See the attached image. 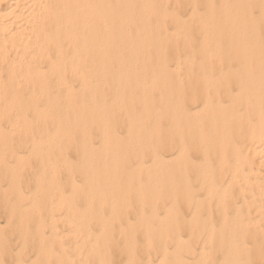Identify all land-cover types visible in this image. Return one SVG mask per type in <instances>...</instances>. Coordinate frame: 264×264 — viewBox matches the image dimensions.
Instances as JSON below:
<instances>
[{"label": "bare ground", "instance_id": "bare-ground-1", "mask_svg": "<svg viewBox=\"0 0 264 264\" xmlns=\"http://www.w3.org/2000/svg\"><path fill=\"white\" fill-rule=\"evenodd\" d=\"M155 1V0H154ZM159 1V0H158ZM187 1V0H186ZM190 1L193 5L198 1V0H188ZM205 1V0H204ZM214 1V0H213ZM235 1V0H233ZM242 1V0H241ZM245 1V0H244ZM243 1V2H244ZM247 1V0H246ZM245 1V2H246ZM254 1V0H253ZM255 1H258V0H255ZM255 1L253 4H255ZM161 2V1H160ZM182 2V1H180ZM218 3V1H216ZM221 2V1H220ZM228 2V0L226 1ZM231 2V1H230ZM162 3V2H161ZM165 3V2H164ZM170 3V1H169ZM200 3V2H199ZM202 3V1H201ZM222 3V2H221ZM219 3L221 6L222 4ZM224 3H225V0H224ZM238 3V2H237ZM252 4V2H250ZM259 2H257L258 4ZM264 3V2H263ZM157 4H160V3H157ZM183 4V3H182ZM250 4V5H251ZM256 4V5H257ZM260 4V3H259ZM258 4V5H259ZM167 5V4H166ZM170 4H168L167 6H169ZM187 5H188V2H187ZM192 5V6H193ZM196 5H199V4H196ZM214 6V4H212ZM210 5V6H212ZM240 5V4H239ZM239 5H238V9H242L241 6L239 8ZM245 5V4H243ZM242 5V6H243ZM159 6V7H158ZM163 7V5H154L153 1L152 0H0V107L4 108V109H11L9 110L10 112H13L12 110H16L17 112L20 110H23L24 106L26 105H32L33 108H38L39 106H43L44 108L46 107H55V112H59V110L63 109L64 111L63 112H66L67 109L71 110V117L68 115L67 118L65 115H61L62 117H60L61 122L62 123V126H57L55 127V129L52 130V136H51V139L48 140V141H42V140H39V141H31L30 143L28 141H26L27 139L25 138V140L22 141V139L16 141L17 143H19V146L22 148V150H24L22 153H19L16 155L15 159V164H17L18 162L22 161L24 159L25 156H32V159L35 160L37 166H38V170H39V177L38 179H40L43 183H45L47 185V187H49L48 189H50V193H46L45 194H48L47 196H44L42 194L41 196V199L42 202H43V207L42 208V212L44 213V215L46 216L47 218V221L48 222V227H49V236H48V239L50 237V239L46 242V240H44L43 238V235L40 233L39 231V228H40V223L41 224H44V222H39V224L37 225L36 222H35V226L37 225V227L33 226V229L31 230H34V228H36V232L40 233L39 234V241L37 242V245H36V238L34 237V233H32L33 235V238H35L34 240V245L35 246H38V248L34 251L33 253V257L32 259H26V257L28 258V254H23L25 259L22 258V252H18L14 257H15V261L13 262V264H112V254L111 252H113L114 250V254L115 255H119L120 258H124L123 259V262L121 264H136L137 261V255L139 254H142V255H146V256H149L151 254H155V253H159V257L158 259H156L155 257V261L156 262H151L152 260L148 259V260H142V261H146L145 264H185V261L181 259V254L184 252L188 253V256L190 251L193 252L191 249V246L189 245L190 243H188L190 240H192V236H195V235H192L193 232L190 233V231L193 229L191 228V230H189V236H188V239H187V242L183 239L184 237L186 236H177L175 238H170L172 236H174V234L172 236H169L168 235V231L169 229L173 228V224L174 223H171L170 221L172 220H169V218H171L173 215L176 214V210L178 209V205H181L182 207H189L190 204L193 202L194 198H193V190H192V186L189 184L190 182V176H188L186 173V171L188 170H185V169H182L181 167V163L183 164V168L187 167V166H191L193 165V163L190 161V152H194L195 155L197 154L198 157H199V160L201 161V164L202 165V162H207L208 160H210V156L212 157L213 155H211L210 153H213L216 155V153L218 154L217 156H219V162H218V165H217V168H222V166L226 163V156L227 154H229L231 156V159L233 161V165H232V170L230 175L227 173V171L225 172V174L227 173V175H229V177L227 178V181L226 182H223V179L221 182L220 185V188L221 190H219L217 192V189L219 188H215L217 187L216 186V172H215V175L214 173L211 171L209 172L208 168L209 166L208 165H205V170H201V172L199 171V175L195 176V180H197V184L199 186L198 190L201 189L204 191L203 193V198L204 200H211L212 199L216 200L213 201L214 204L212 203V205H215L216 203V207H217V210L215 209V211L218 212V217H221V219L223 220V216H224V210H225V201L229 195V188L232 186V187H236L237 189V196L240 197L241 199V203L243 204V206L245 205L247 207V212H250L249 209L251 210L254 209V212L257 217L254 218V222H256V219L260 217H264V207L262 206V204H264V112L261 110V109H258V105H262L263 103V106H264V74L262 72H264V61H262L261 65H262V69L261 70L262 72H259L262 73L261 77L258 79V80H254L250 77V80L248 79L249 75L246 73L247 72V69L250 67L251 64V61L248 59H246L247 61H241V56H240V59L236 62H234L236 64V67L238 68V70H242V73H240V75H230V66L229 65V68L227 69L226 72H222L220 73L219 75L217 76H213L212 74H215L216 72H218V69L217 70H212L213 66L217 65V64H220L222 62V60H224L223 62L225 64L230 63V59H223V58H220V56H218L216 59H214L213 61L210 60V58H206V60H202L201 63H199L198 65L196 66H192L191 64H188V69H187V72L186 74L184 73L183 76H180L181 74L179 75H176V78L175 76L173 78L170 77V75L168 74L169 76V79H166V75L167 73H165L167 71V69H170L172 70L173 68H167V64H166V67L164 65V62H166L167 58L169 60V57L165 58V60L163 59L165 56H163L164 52H162L161 56H163V58L161 56H157L158 57H161L162 59H160L161 61H158V62H153L152 60L150 61V64L151 62L155 63L158 68H160V70L162 72H164L165 76L164 78L162 79V83H166L165 84V87L166 89H164V94L161 95V96H164V103H161L163 109H164V113H165V118L167 119L165 123H167V129L165 127V130L162 129L164 127H160L162 130H164V136H161L163 137V140L160 138V134L162 132H160L159 136H155V142L151 143V141L149 143L151 144H155L156 147H160V149L162 151L166 150L167 151L171 148L175 149V158H173L174 161H180L179 162V166L173 170L170 168V170L168 169V167H165L166 168V171L162 170V171H157L156 174H159L158 176L161 178L163 177L164 178V191H165V202L169 200V202L167 203L168 206H164L166 209L165 211L163 209H160V210H163L164 212V217L162 219L159 218V221L156 222L157 226V231H155V228H154V231L147 228L149 225L147 223V219L148 220H151L152 218L154 219H157L159 216L155 214V210L157 209V204L156 203H153V204H148L149 202L145 201L144 200V197H140V200H139V204L136 203L135 206H137L138 204V216H137V220L135 223H130L129 220L126 222L124 216H123V221H125L126 223H124L122 226H119L116 230L117 231V236L118 238L116 239L117 241H119V244L117 245L116 243V246L114 247V245L112 244L113 243V240H112V237L110 234V230H109V223L117 220L120 216L121 213H126L125 211L127 210V207H126V204L124 202H120L118 199H117V192L118 194L122 193V192H119V188L121 187V182L120 178L122 177H119V175L117 173H122L124 172L123 170L126 168H124V166L122 167V169H120L121 167H119V170H122L120 172H117L118 169H116L118 167V163L119 162V156L117 155V149L115 151H112V150H108V148H110L109 146L111 145V143L114 142V140H112V136H111V139L109 138V132L111 131L112 133V129H114V126L113 125V121H115L113 119V121L111 122V119L109 118V116L105 113V112H101L97 109V102L99 101L100 97H101V94L102 91H103V85H104V81L106 80L105 77L109 74L108 72L111 71L110 68V61H112L114 59V55L116 54V47L117 45L120 43V39L121 38H124V40L128 37V42H129V38L131 37L130 35L132 34L131 32L130 35L128 33L129 36H127L126 34V31L123 30V26L124 24H132L133 25V22L135 23V21L138 19V23H140L141 27L140 29L137 31V34H135L136 39L139 40V41H154L156 44H160L162 45L163 43H167V41H165L168 37L166 36L167 34L165 33H161V29L163 28V24H164V21L168 20L169 22H171L173 25H174V32H175V35L178 36L180 35L179 37H183V39L185 41H188L192 38H190V34H183L181 32L182 28H183V19H179V17L177 16H173V17H168V13L165 9H161V7ZM177 6V5H176ZM183 6V5H182ZM206 8H207V5L205 4ZM220 6V7H221ZM227 6V5H226ZM235 6V5H234ZM252 6V5H251ZM264 6V5H263ZM173 7V6H172ZM175 7V6H174ZM186 7V6H185ZM188 8L190 6H187ZM198 7V6H197ZM219 7V8H220ZM228 7V6H227ZM233 7V6H232ZM244 7V6H243ZM254 10V6H252ZM179 8V7H178ZM202 8V7H201ZM213 8V7H212ZM215 8V7H214ZM213 8V9H214ZM218 8V9H219ZM234 8V7H233ZM174 9V8H173ZM177 9V8H176ZM187 9V8H186ZM197 9V8H196ZM196 9L193 8L192 10V13H195ZM217 9V8H215ZM246 9L247 7H245L244 11L246 13ZM250 8H248V11H249ZM258 9V8H257ZM260 9V7H259ZM168 10V8H167ZM179 10V9H178ZM200 10V9H198ZM207 10L209 11V9L207 8ZM221 10V8H220ZM243 10V9H242ZM187 11V10H186ZM189 11V10H188ZM215 11V10H214ZM213 11V12H214ZM217 11V10H216ZM223 11V9H222ZM264 11V9H263ZM212 12V11H211ZM212 12V13H213ZM218 12H221V11H218ZM216 12V13H218ZM229 12V11H228ZM237 12H242V11H237ZM258 12V11H257ZM256 12V13H257ZM262 12V11H261ZM129 13H133L131 16H129ZM170 13V11H169ZM175 13H176V10H175ZM179 13V12H178ZM185 13V12H184ZM187 13V12H186ZM200 13V12H199ZM206 13V12H205ZM223 13V12H222ZM227 13V12H226ZM249 13V12H248ZM246 13L245 16L248 14ZM252 13V12H250ZM263 13V12H262ZM207 14V13H206ZM209 14V13H208ZM207 14V16H208ZM235 14V12H234ZM217 15V14H216ZM225 15V14H224ZM227 15V14H226ZM236 15V14H235ZM243 15V14H241ZM250 15V14H248ZM247 15V16H248ZM210 16V14H209ZM222 16V15H221ZM220 15L218 17H221ZM234 16V15H233ZM240 16V15H239ZM246 16V19L248 18ZM253 16V15H252ZM257 16V14H256ZM255 16V17H256ZM264 16V14L262 15ZM200 17V16H199ZM198 17V18H199ZM204 17V16H203ZM201 17V18H203ZM211 18H213V16H210ZM196 18V17H195ZM214 18L216 19L217 16L215 17L214 15ZM237 18V17H235ZM243 18H244V15H243ZM251 17L249 16V19ZM254 18V17H253ZM258 18V17H257ZM255 19V20H258V23L260 22L259 19L261 18V14H260V18L259 19ZM192 19V18H191ZM194 19V18H193ZM192 19V21H193ZM218 19V18H217ZM220 19L222 18H219V21ZM226 19V18H225ZM228 19V18H227ZM248 19V20H249ZM213 20V21H212ZM211 20V23L214 22V19ZM237 20V19H236ZM243 21V19H241ZM248 20H247V23H248ZM260 20H263L264 21V18L262 17V19ZM228 21V20H227ZM238 21V20H237ZM250 21V20H249ZM262 21V22H263ZM194 22V21H193ZM201 22V21H200ZM221 22V21H220ZM224 22V21H223ZM232 22V21H231ZM252 22V21H251ZM261 22V23H262ZM217 23V21H216ZM234 23V22H232ZM253 23V22H252ZM168 24V23H167ZM220 25V23H218ZM222 24V23H221ZM231 25V23H226L225 25ZM250 24V23H248ZM247 24V25H248ZM254 24V23H253ZM131 25V27H132ZM137 25V23H136ZM135 25V26H136ZM169 25V24H168ZM197 25V24H196ZM200 25V24H199ZM214 25V24H213ZM217 25V24H216ZM215 25V27H216ZM242 24H240L241 26ZM246 25V26H247ZM257 25V23H256ZM262 25V24H261ZM260 25V26H261ZM139 26V25H138ZM191 31H192V27L194 29V26L191 25ZM233 26V25H232ZM239 26V27H240ZM243 26V25H242ZM252 27H257L258 26H253V25H250ZM263 26L262 25V29H263ZM196 27V26H195ZM217 27L219 28L220 26L217 25ZM238 27V28H239ZM244 27H245V24H244ZM127 28V27H126ZM133 28V27H132ZM131 28V29H132ZM167 28V27H166ZM203 28V27H202ZM201 27L199 29H202ZM213 28V27H210V29ZM224 28V27H223ZM221 28V29H223ZM225 28L227 29V26H225ZM232 28V27H231ZM237 28V29H238ZM241 28V27H240ZM247 28V27H246ZM261 28V27H260ZM172 29V28H171ZM196 29V28H195ZM209 29V30H210ZM233 29V28H232ZM245 29V28H244ZM254 29V28H253ZM256 29V28H255ZM255 29L253 31H255ZM134 30L135 27H134ZM164 30V29H162ZM168 30V29H167ZM187 30V29H186ZM208 30V32H209ZM230 30V33L231 32V29L229 28ZM227 29V31H229ZM235 30V25H234V29ZM171 31V30H170ZM188 31V30H187ZM201 31V30H200ZM200 31H196V32H200ZM216 31V29H215ZM214 31V32H215ZM223 31H226V30H222ZM239 31V29L237 30ZM241 31V30H240ZM247 31V29H246ZM244 31V32H246ZM253 31L251 32V29L249 32L253 33ZM259 31V29H258ZM256 31V32H258ZM134 32V31H133ZM190 32V31H188ZM221 32V31H220ZM235 32V31H234ZM249 32L247 31V34H249ZM261 32V31H259ZM170 33V32H169ZM186 33V32H185ZM192 33V32H191ZM213 33V31H212ZM227 33V32H225ZM241 33V32H240ZM197 34V33H196ZM201 34V33H200ZM214 34V33H213ZM224 34V33H223ZM233 34V33H232ZM246 34V35H247ZM257 34V33H256ZM261 34V33H259ZM194 35V34H193ZM244 35V34H242ZM253 34H251V37H252ZM264 35V34H263ZM197 36V35H196ZM202 37V35H200ZM222 36V35H221ZM225 36V34H224ZM222 36V37H224ZM229 36V35H228ZM236 36V35H235ZM260 36V35H259ZM262 36V34H261ZM173 37V36H172ZM194 38V36H192ZM199 37V35H198ZM214 37V36H213ZM227 37V36H226ZM264 37V36H263ZM262 37V38H263ZM134 38V37H132ZM237 38V37H236ZM235 38V39H236ZM239 38V37H238ZM243 38V36H242ZM257 38V37H256ZM260 38V37H259ZM135 38L133 40H136ZM172 39V38H171ZM178 39V38H177ZM181 39V38H180ZM179 39V40H180ZM196 39V38H195ZM216 39V38H215ZM228 39V37H227ZM232 39V42L235 41L234 39V35H233V38L231 37ZM234 39V41H233ZM241 39V37H240ZM239 39V40H240ZM244 39V38H243ZM245 39L246 36H245ZM132 40V39H131ZM132 40V41H133ZM169 40V39H168ZM173 40V39H172ZM197 40V39H196ZM205 40H208V37H205ZM204 40V41H205ZM214 40V39H213ZM218 40V39H217ZM220 40V38H219ZM225 40V38L223 39V41ZM230 40V39H229ZM237 40V39H236ZM251 40V38H250ZM249 40V41H250ZM255 40V38L250 41V42H253ZM259 40V39H258ZM258 40L256 41L258 43ZM264 40V39H263ZM123 41V39H122ZM131 41V42H132ZM175 41V40H174ZM182 41V40H180ZM193 41V40H192ZM198 41V40H197ZM196 41V42H197ZM231 41V40H230ZM238 41V40H237ZM236 41V43H237ZM246 41V40H244ZM262 41V40H260ZM127 41H123V43H128ZM158 42V43H157ZM171 42V41H170ZM170 42H169V45H170ZM201 42V41H200ZM209 42V41H207ZM215 42V41H213ZM226 42V41H224ZM243 42V41H242ZM241 42V43H242ZM247 42V41H246ZM246 42H245V45H246ZM249 42V43H250ZM255 42V44L257 45V43ZM264 42V41H262ZM260 42V43H262ZM135 43H139L138 41L135 42ZM173 43V42H172ZM178 43V41H177ZM180 43V42H179ZM179 43H178V46H179ZM212 42L209 43V45L211 44ZM222 43V42H221ZM220 43V45H221ZM238 43H240L238 41ZM240 43V44H241ZM248 43V42H247ZM254 43V42H253ZM121 44V43H120ZM119 44V48L120 45ZM128 44H132V43H128ZM144 44V43H143ZM151 44V43H149ZM233 45H236L234 43H232ZM240 44L237 45L239 48L238 50H242L240 49ZM252 44V43H251ZM254 44V45H255ZM264 44V43H263ZM133 45H134V42H133ZM145 45V44H144ZM151 45L154 46V44L152 43ZM160 45L159 46V49L160 50H165L164 48H160ZM168 44H166V46L168 47L169 46ZM198 45V44H197ZM231 45V43H230ZM244 45V44H243ZM116 46V47H115ZM126 46V45H125ZM136 46V44H135ZM137 46H142V43L140 42V44H138ZM155 45V49L156 47H158ZM171 46V45H170ZM173 46V45H172ZM171 46V47H172ZM177 45H175L176 47ZM178 46L176 48H178ZM181 46V45H180ZM187 46V45H186ZM196 46V45H195ZM199 46V45H198ZM223 46V45H222ZM226 46V45H224ZM249 46V45H248ZM262 46V45H261ZM264 46V45H263ZM262 46V47H263ZM115 47V49L113 50V48ZM127 47V46H126ZM125 47V48H126ZM131 47H134V46H131ZM152 47V46H150ZM149 47V48H150ZM166 47V48H167ZM174 47V49H176ZM189 47H190V44H189ZM193 47V46H192ZM191 47V48H192ZM209 47V46H208ZM221 47V46H220ZM229 47V46H228ZM253 47V46H252ZM257 46H254V48L256 49ZM260 47V46H258ZM257 47V49H258ZM117 48V50L119 49ZM130 48V47H129ZM129 48H126L129 50ZM136 48V47H134ZM148 48V47H147ZM149 48L147 50H145L146 52L149 50ZM153 48V50L155 51V49ZM183 48V47H181ZM181 48L179 49L181 51ZM188 47H186L187 49ZM195 48V47H194ZM193 48V49H194ZM199 48V47H198ZM204 48V46L202 47ZM231 48H232V45H231ZM247 48V47H246ZM126 49H122V51L126 50ZM139 49V47H138ZM137 49V50H138ZM168 49H170L168 47ZM184 49V48H183ZM184 49V51L186 50ZM201 49V48H199ZM206 49V48H205ZM214 49V48H213ZM252 49V48H251ZM254 49V50H255ZM121 50V49H120ZM136 50V49H135ZM151 50V48H150ZM158 50V49H157ZM157 55L161 52L157 51ZM188 50V49H187ZM186 50V51H187ZM198 50V49H197ZM196 50V51H197ZM202 50V49H201ZM222 50V49H221ZM229 50V49H228ZM237 50V51H238ZM245 50V49H244ZM242 50V52L244 51ZM249 50V49H248ZM253 50V51H254ZM260 52H261V48L259 49ZM121 51V52H122ZM132 50H130L131 52ZM139 51V50H138ZM141 51V50H140ZM144 51V48H143V52ZM152 51V52H154ZM173 51V50H171ZM183 51V50H182ZM181 51V52H182ZM183 51V52H184ZM189 51V50H188ZM199 51V50H198ZM224 51V49H223ZM227 51V50H226ZM125 52V51H124ZM128 52V51H127ZM126 52V53H127ZM128 52V53H130ZM132 52H136V51H132ZM131 52V53H132ZM142 52V51H141ZM151 52V51H150ZM159 52V53H158ZM166 52V50H165ZM169 52V51H168ZM191 52V51H190ZM190 52H187V54H189ZM195 52V51H194ZM193 52V53H194ZM201 52V51H200ZM220 52V51H219ZM229 52V51H228ZM232 52V50H231ZM241 52V51H239ZM246 52V50L244 51ZM252 52V51H250ZM258 52V53H260ZM115 53V54H114ZM140 53V52H139ZM170 53V52H169ZM172 53V52H171ZM174 54L177 53L178 55V50L177 52H173ZM226 53V52H225ZM255 53V52H254ZM257 53V52H256ZM264 53V51H263ZM114 54V55H113ZM118 54L117 53V57H118ZM122 54V53H121ZM132 54H135V53H132ZM136 54H138L136 52ZM149 54L148 52L144 55H147ZM156 54V53H154ZM172 54V56L174 55ZM207 54V53H206ZM238 54V52H237ZM236 52L234 55H237ZM246 56L249 55L247 53H245ZM253 54V52H252ZM113 55V57H112ZM130 55V54H128ZM128 55L125 56V58L129 57ZM139 55V54H138ZM142 54V56H144ZM151 55V54H150ZM153 55V54H152ZM180 55V54H179ZM192 55V54H191ZM190 55V56H191ZM200 57H201V54H199ZM198 55V56H199ZM233 55V54H232ZM257 54H255L256 56ZM259 55V54H258ZM133 56V55H132ZM149 56V55H148ZM166 56H167V53H166ZM171 56V57H172ZM183 56H185L183 54ZM189 56V55H187ZM203 56H204V53H203ZM224 56V55H223ZM228 57L230 56L227 55ZM226 56V57H227ZM253 56V55H251ZM112 57V58H111ZM117 57L115 56L116 58V62L118 63L119 61H117ZM119 59H121V57H124V56H120L119 55ZM135 57V55H134ZM138 57V56H137ZM136 57V58H137ZM141 57V56H139ZM138 57V58H139ZM155 57V55H154ZM153 57V58H154ZM195 57V56H194ZM239 57V56H237ZM259 57H261V55H259ZM122 60L123 63L124 62V59ZM131 58V57H130ZM135 58V59H136ZM145 59V57H143ZM142 58V59H143ZM151 59V57H148V59ZM176 57L173 56V59H175ZM235 58V56H234ZM246 57H243L242 60H244ZM250 59H252L251 57H249ZM255 58L258 59V56L257 57H254L253 59L255 60ZM140 58V60H142ZM147 59V58H146ZM148 59L146 62H148ZM155 59V58H154ZM158 59V60H159ZM172 59V58H171ZM198 59V58H197ZM200 59V58H199ZM212 59V58H211ZM237 59V58H236ZM252 59L253 62H255L254 60ZM256 59V60H257ZM120 60V61H121ZM130 60V59H129ZM138 59V61H140ZM176 60V59H175ZM109 61V62H108ZM115 61V60H114ZM112 61V62H114ZM144 61V60H142ZM157 61V59H156ZM183 61V60H182ZM195 61V59H194ZM259 61V60H258ZM111 62V63H112ZM120 62V64L122 63ZM132 62V60H131ZM176 62V61H175ZM181 62V61H180ZM257 62V61H256ZM255 62V63H256ZM129 63V62H128ZM136 63V62H135ZM139 63V62H138ZM141 63V62H140ZM149 63V62H148ZM147 63V64H148ZM193 63V62H191ZM195 63V62H194ZM113 64V63H112ZM116 64V63H115ZM119 64V63H118ZM116 64V65H118ZM126 64V63H125ZM124 64V65H125ZM130 64V63H129ZM129 64H126L129 66ZM132 64V63H131ZM130 64V65H131ZM137 64V63H136ZM135 64V66H136ZM149 64V65H150ZM175 64V63H174ZM197 64V62H196ZM233 64V63H231ZM260 64V62H259ZM115 65V66H116ZM123 65V66H124ZM125 65V67H127ZM141 65V64H139ZM223 65V63H222ZM221 65V66H222ZM254 65V64H253ZM113 66V65H112ZM114 66V69H117L118 70V66L117 68H115ZM143 66V65H141ZM183 66V65H182ZM219 68L221 67L220 65H218ZM217 66V67H218ZM226 66V65H225ZM235 66V65H234ZM252 66V65H251ZM259 66V65H258ZM258 66L256 65L255 68ZM120 67H122L120 65ZM131 67V66H130ZM139 67V66H138ZM137 67V68H138ZM151 67V65L149 66ZM148 67V68H149ZM171 67V66H170ZM184 67L185 64H184ZM195 67V68H194ZM223 67V66H222ZM221 67V69H222ZM227 67V66H226ZM225 67V68H226ZM233 66H231L232 68ZM123 68V67H122ZM132 68H133V65H132ZM142 68V67H141ZM146 68V70L148 69ZM154 68V67H152ZM178 68V65H176L175 69L177 70ZM224 68V67H223ZM224 68V69H225ZM240 68V69H239ZM256 68V70H257ZM110 69V71H109ZM113 69V70H114ZM120 69V68H119ZM140 69V68H139ZM143 69V68H142ZM142 69L139 70L142 72ZM151 69V68H149ZM183 69V68H182ZM181 69V70H182ZM193 69L195 70H198L200 71L201 73H194L193 72ZM252 69V68H251ZM254 69V67H253ZM252 69V70H253ZM122 70V69H120ZM223 70V69H222ZM130 71H131V68H130ZM138 71V70H137ZM138 71V72H139ZM180 71V70H179ZM212 71V74H210V72ZM214 71V73H213ZM216 71V72H215ZM250 71V70H248ZM115 72V71H114ZM121 72V71H120ZM149 72H151L149 70ZM174 72V71H172ZM171 72V74H172ZM183 72V71H181ZM180 72V73H181ZM238 72V71H237ZM236 72V73H237ZM252 72V71H251ZM258 72V71H257ZM258 72V73H259ZM111 73V72H110ZM116 73V72H115ZM130 73V72H129ZM176 73V72H175ZM175 73H173L172 75H174ZM233 73V72H232ZM235 73V74H236ZM239 73V72H238ZM117 74V73H116ZM121 75L123 73H120ZM131 74V73H130ZM143 74V73H142ZM145 74V73H144ZM143 74V75H144ZM147 76H148V72L146 73ZM156 74V73H155ZM177 74V73H176ZM234 74V73H233ZM248 76H246V75ZM253 74V73H252ZM255 74V73H254ZM133 75V73H132ZM143 75H139V74H136V77L137 76H140V77H143ZM151 75V74H150ZM197 75H201V78H198ZM154 76V75H153ZM160 76H163V74H161ZM231 76H233V78L231 79ZM254 76H257V74H255ZM259 76V75H258ZM120 77V75H119ZM152 77V76H150ZM159 77V75H158ZM107 79H109L108 77H106ZM118 78V77H117ZM124 78V77H123ZM121 78V79H123ZM134 77H132L133 79ZM147 78V77H146ZM115 79V78H114ZM136 80H138L137 78H135ZM141 79V78H140ZM143 80H147V79H144L142 78ZM116 80V79H115ZM112 83H114V81ZM134 80V82L136 81ZM142 80V81H143ZM109 80H107V82H109ZM123 81V80H122ZM126 81V80H124ZM123 81V83H124ZM127 81H131L130 80H127ZM140 81V80H139ZM159 81V80H158ZM230 81H233L231 82L232 84L235 83V85L237 86V95H232L231 93V90H229V82ZM106 82V81H105ZM106 82V84H107ZM141 82V81H140ZM145 82V81H144ZM147 82V81H146ZM111 83V84H112ZM118 83V82H117ZM127 83V82H125ZM124 83V84H125ZM132 83V82H131ZM157 83V82H156ZM110 84V85H111ZM116 84V83H115ZM128 84V83H127ZM135 84V83H133ZM132 84V85H133ZM136 83V86L140 85ZM143 84V83H141ZM158 84V83H157ZM163 84V86H164ZM108 85V84H107ZM131 85V86H132ZM152 85V84H151ZM192 85H194L195 87H192ZM231 85V84H230ZM127 86V85H126ZM125 86V87H126ZM130 86V84H129ZM149 86V85H148ZM235 86V87H236ZM112 88V86H110ZM109 87V88H110ZM119 87H120V84L119 86L117 87V89H114L115 92L116 91H119ZM128 87V86H127ZM126 87V88H127ZM144 87H146L144 85ZM116 88V87H115ZM121 88H123L121 86ZM125 88V90H126ZM132 88V87H130ZM129 88V89H130ZM137 88V87H136ZM143 88V87H141ZM140 88V89H141ZM148 88V87H146ZM197 88V89H196ZM232 88H234L232 86ZM108 89V87H107ZM134 89V88H133ZM172 91V93L170 92V90ZM231 89V88H230ZM113 90V91H114ZM124 90V91H125ZM138 90V89H135V91ZM142 90V89H141ZM149 91V89H147ZM146 90V91H147ZM160 90V89H159ZM169 90V93H167L166 91ZM235 90V89H234ZM112 91V92H113ZM129 91V90H128ZM132 91V90H130ZM128 92V93H131V92ZM134 91V90H133ZM134 91V92H135ZM153 91H154V88H153ZM233 91V90H232ZM106 92V91H104ZM122 92V91H120ZM141 92V91H140ZM150 92V91H149ZM157 92V91H156ZM241 92H243L244 94L248 93L249 98L250 100L253 102L254 106L257 108L256 109V113H257V119H256V124L255 125H251V124H247V120H246V123H245V126L247 124V126L244 128L246 133L244 132V129L242 128V125L244 124V121L242 120L241 116H240V113L237 112L235 109H233V106H235L237 104L238 106V99H239V93L241 94ZM26 94V97L25 96H21L22 94ZM124 93V92H123ZM122 93V94H123ZM142 93V92H141ZM140 93V94H141ZM3 94H10V97H8V100H4L3 97H1V95ZM23 94V95H24ZM105 94V93H104ZM127 94V93H126ZM134 94V93H133ZM144 93H142L141 95H143ZM145 94H147L145 92ZM153 94V93H152ZM162 94V93H161ZM244 94H241V95H244ZM5 95V96H6ZM36 96H39L38 99H36ZM108 95V94H107ZM109 95H110V92H109ZM129 95V94H128ZM137 95V93H136ZM135 95V96H136ZM158 95V94H157ZM156 95V97H157ZM239 95V96H238ZM105 96V95H104ZM123 96H125L123 94ZM123 96H121L123 98ZM138 96V95H137ZM136 96V97H137ZM25 97V98H24ZM35 97V98H33ZM152 97V96H151ZM150 97V99H152ZM155 97V96H153ZM221 97H224L226 98V101L228 103V105L230 106V108H226L225 106H223V103L222 101L220 100ZM39 98L41 100H39ZM107 98V96H106ZM126 97H124L125 99ZM131 98V96H130ZM128 98V100L130 99ZM147 98V97H146ZM144 98V96H141L140 97V100L141 102H143V104H140L141 105H144V107H148L149 106V103H153V101L151 100V102H149L148 98L146 99ZM27 99V100H26ZM30 99L29 103L28 104V100ZM135 99V98H134ZM137 99V98H136ZM159 99V98H158ZM117 100V97L115 98V102ZM128 100H125L128 101ZM154 100V99H153ZM224 100V99H223ZM124 101V100H123ZM137 101V100H136ZM187 101H190L191 102H194V103H198V107L196 108L197 110L195 112H188L186 106H187ZM225 101V102H226ZM129 102V101H128ZM157 102V101H156ZM224 102V101H223ZM134 102H132L133 104ZM243 103V102H242ZM249 103V102H248ZM123 104V103H122ZM244 104V103H243ZM116 105H117V102H116ZM115 105V106H116ZM128 105V103H127ZM126 105V106H127ZM194 105V104H193ZM227 105V106H228ZM252 105V104H251ZM259 105V106H260ZM84 106H89V116L86 115L85 116H82L81 114H79L78 112L75 111V109H83ZM124 106V105H123ZM122 106V107H123ZM133 106V105H132ZM135 106L138 107V105L136 104ZM189 106V105H188ZM239 106L241 107V103L239 102ZM253 106V105H252ZM30 108H32L31 106H29ZM130 107V106H129ZM140 107V106H139ZM157 107V106H156ZM244 107V106H243ZM247 107V106H246ZM254 107V108H255ZM30 108H29V111H30ZM128 108V107H127ZM136 107H133V108H130L131 109H134ZM151 108V106H150ZM155 108V107H154ZM154 108L153 111H154ZM239 108V107H236V109ZM250 108V107H249ZM248 107L246 108L249 109ZM253 108V107H252ZM260 108V107H259ZM262 108V107H261ZM93 109V110H92ZM117 109H121L120 106L118 105L117 106ZM123 109V108H122ZM126 109V107H125ZM141 109V108H140ZM149 108H147L146 110H148ZM245 109V108H244ZM1 110V109H0ZM34 110V112H35ZM48 110V109H47ZM137 110V109H135ZM133 110V111H135ZM143 110V109H142ZM141 110L142 113H144L143 111ZM150 110V109H149ZM194 110V109H193ZM239 110V109H238ZM253 110V109H252ZM250 110V111H252ZM7 111V113L9 112ZM27 111V110H26ZM49 111V110H48ZM52 111V109H51ZM116 111V110H114ZM132 111V110H131ZM151 111V110H150ZM149 111V112H150ZM248 112H250L249 110H247ZM15 112V111H14ZM61 112V111H60ZM119 112V111H118ZM117 112V113H118ZM138 112V111H137ZM140 112V113H141ZM146 112V111H145ZM4 113V111H3ZM2 113V115H4ZM24 113V111H23ZM28 113V112H27ZM52 113V112H51ZM97 113L101 116L99 117L97 115ZM113 113V112H112ZM115 113V114H117ZM136 113V112H135ZM148 113V111H147ZM145 113V115L147 114ZM153 113V112H152ZM16 114V113H15ZM14 114V116H15ZM33 114V113H32ZM53 114V113H52ZM67 115V113H65ZM121 114V113H120ZM123 114H125V112H123ZM128 114H129V108H128ZM132 114V113H131ZM149 114V113H148ZM247 114V113H246ZM1 115V116H2ZM7 115V114H6ZM12 115V114H11ZM18 115V114H16ZM22 115V114H21ZM56 115V114H54ZM118 115V114H117ZM116 115V116H117ZM122 115V114H121ZM134 115V112L133 114ZM139 115V114H138ZM137 115V117H138ZM143 115V114H142ZM150 115V114H149ZM249 115V114H248ZM0 116V117H1ZM29 116V115H27ZM34 116V115H33ZM131 116V115H130ZM136 116V115H135ZM153 116V115H151ZM150 116V118H151ZM164 116V115H162ZM251 116L252 113H251ZM8 117V116H7ZM134 117V116H133ZM142 117V116H141ZM145 117V116H144ZM196 117H198L197 119H199L198 121H196ZM250 117V115L248 116V118ZM253 117H256L253 116ZM253 117H250V118H253ZM3 119V117H1ZM9 118H11V116L9 115ZM14 118V117H13ZM45 119H48L46 117H44ZM42 118V119H44ZM114 118V116H113ZM117 118H120V115L119 117ZM116 118V119H117ZM122 119L124 117H121ZM132 118V117H131ZM143 118V117H142ZM147 118V116L145 117ZM4 119H6L4 117ZM12 119V118H11ZM15 119V118H14ZM33 119V118H32ZM36 119V118H35ZM38 119V118H37ZM36 119V120H37ZM121 119V120H122ZM136 119V118H135ZM134 119V120H135ZM148 119V118H147ZM153 119V118H152ZM195 119V120H194ZM40 120V119H39ZM124 120V119H123ZM133 120V121H134ZM145 119L142 120V122L144 121ZM149 120V119H148ZM154 120V119H153ZM250 120V119H249ZM6 121V120H5ZM14 121V120H13ZM43 121V120H42ZM41 121V122H42ZM58 121V120H57ZM119 122H121L119 119H118ZM128 121V120H127ZM243 121V123H242ZM4 122V121H3ZM34 122V121H33ZM36 122V121H35ZM40 122V124H41ZM94 122H97V123H100L103 125V128L101 127L100 129V132H99V139L100 141L98 142V146H94L92 141H91V137L90 135L85 131V130H82L80 131V127L82 128V125H84V127L86 126L85 124H92ZM111 122V123H110ZM125 122V121H124ZM123 122V123H124ZM141 122V118L139 120H137L135 122V124H129L128 128L126 129V133L127 135L125 136H130L131 135H135L134 133L136 132L137 128L136 126H138V124ZM141 122V123H142ZM146 122V121H145ZM149 122V121H147ZM157 120L155 121H152L151 123L154 124V126H156L157 124ZM164 122V121H163ZM250 122V121H248ZM47 125L49 122H47ZM109 123L112 124L114 127L112 129H110V131L108 132V126H109ZM116 123V122H115ZM129 123V122H128ZM140 123V124H141ZM150 123V122H149ZM1 124V122H0ZM20 124V123H19ZM37 124V123H36ZM39 124V122H38ZM39 124V125H40ZM50 124V123H49ZM125 124V123H124ZM127 124V122H126ZM2 125V124H1ZM0 125V126H1ZM16 125L18 124H12V127H11V130L13 131V127H15ZM38 125V126H39ZM43 125V124H42ZM40 126V128L42 129L43 126ZM95 124H93L94 126ZM111 125V126H112ZM118 125L121 127L122 125V122L121 124L118 123ZM117 125V126H118ZM161 125V123H160ZM164 125V124H163ZM11 126V125H10ZM32 126V125H31ZM36 126V125H34ZM118 126V127H119ZM126 126V125H125ZM146 126V125H144ZM149 126V125H148ZM151 126V125H150ZM17 127V126H16ZM45 129L47 128L46 126H44ZM43 127V128H44ZM49 127V126H48ZM83 127V128H84ZM118 127L116 129H118ZM3 128V127H2ZM72 128H75V129H79L80 133L78 135V139H77V142L76 141V138L75 140H73V136H72V131H70ZM92 128H95V127H92ZM97 128V127H96ZM125 128V127H124ZM134 128V129H133ZM151 128V127H148V129ZM6 129V128H5ZM9 129V128H8ZM7 129V130H8ZM16 129V128H15ZM20 129V126L18 128L19 131H21ZM33 129V128H32ZM37 129V127H36ZM39 129V127H38ZM108 129V130H107ZM120 129V128H119ZM158 129V127H157ZM160 129V131H161ZM87 130V129H86ZM91 130V129H90ZM115 130V129H114ZM122 130V129H121ZM124 130V129H123ZM146 130V129H145ZM144 130V131H145ZM155 131V129H153ZM18 131V132H19ZM24 131L26 130H23V133H25ZM35 131V130H34ZM37 131V130H36ZM35 131V133H36ZM40 131V130H39ZM48 131V129H47ZM51 131V130H50ZM75 132L77 130H74ZM73 131V132H74ZM93 131V130H91ZM90 131V132H91ZM95 131V130H94ZM117 131V130H116ZM138 131V130H137ZM16 132V135L17 134V130L14 131V133ZM41 132V131H40ZM43 132H45L43 130ZM74 132V133H75ZM98 132V130H97ZM95 132V133H97ZM114 132V131H113ZM125 132V131H124ZM140 133H143L142 131H139ZM150 132V131H148ZM12 133V132H11ZM28 133V131L26 132ZM34 133V134H35ZM46 133V132H45ZM117 133V132H115ZM146 133V132H144ZM153 133V132H152ZM245 133V134H244ZM29 134V133H28ZM27 134V135H28ZM37 134H38V131H37ZM43 135H45L44 133H42ZM78 134V133H77ZM122 134V133H121ZM148 134V133H147ZM151 134V133H150ZM13 135V133H12ZM11 135V136H12ZM26 135V136H27ZM30 135V134H29ZM33 135V134H32ZM41 135L40 133L38 134V136ZM42 135V136H43ZM75 135V134H74ZM111 135V134H110ZM141 135V134H140ZM149 135V134H148ZM163 135V134H162ZM25 136V135H24ZM36 136V135H35ZM37 136V137H38ZM48 136V135H47ZM137 136V135H136ZM142 136V135H141ZM153 136V134H152ZM151 136V137H152ZM236 137L237 139H240L238 142L240 144V149L236 148L233 144H231L232 142V137ZM15 137V136H14ZM13 137V138H14ZM22 137V135L20 136V138ZM29 137V136H28ZM46 137V136H44ZM115 137V134L114 136ZM121 137V136H120ZM135 137V136H133ZM147 137V136H146ZM145 135L142 137V138H146ZM159 137V138H157ZM16 138V137H15ZM14 138V139H15ZM31 137H29L30 139ZM35 138V137H34ZM97 138V137H96ZM119 138V137H118ZM118 138H114L115 140L117 139L119 141ZM122 138H123V135H122ZM128 138V137H127ZM136 138V137H135ZM141 138V140H142ZM150 138V137H149ZM221 139V142L219 143V145H217L216 140L217 139ZM12 139V138H11ZM38 139V138H37ZM92 139H95L92 137ZM98 139V140H99ZM112 141H110V140ZM125 140V138H123ZM123 139H120V140H123ZM130 139V137L128 138ZM133 139V138H132ZM148 139V138H147ZM151 139V138H150ZM5 140V138H4ZM11 141V140H10ZM94 141V140H93ZM97 141V140H96ZM95 141V142H96ZM127 141V139H126ZM131 141V140H130ZM129 141V144L131 143ZM138 141V140H137ZM136 141V144L137 146L140 144V142L142 143V141ZM146 140L144 139V142ZM234 141V140H233ZM12 142V141H11ZM15 142V141H13ZM122 142V141H121ZM124 142V141H123ZM147 142V143H148ZM219 142V141H218ZM235 142V141H234ZM145 142V144H147ZM237 143V142H236ZM11 144V143H10ZM119 144V142H118ZM124 144V143H122ZM121 144V145H122ZM135 144V142H134ZM135 144V145H136ZM150 144V145H151ZM13 145V144H12ZM120 145V144H119ZM132 146L130 147H135L133 144H130ZM142 145V144H141ZM140 145V146H141ZM148 145V144H147ZM146 145V147H147ZM1 146V145H0ZM8 146V144H7ZM14 146V145H13ZM12 146V148H13ZM17 146V147H19ZM114 146V145H113ZM129 146V145H128ZM154 146V145H153ZM2 147V146H1ZM15 147V146H14ZM16 147V148H17ZM117 147V146H116ZM129 147V149H130ZM142 147V146H141ZM152 147V145L150 146ZM112 148V147H111ZM114 148V147H113ZM121 148H124V147H121ZM128 148V147H126ZM138 148V147H137ZM144 148V146L142 147ZM142 148H138V150L136 151L135 148L131 150H135L136 153H139L141 154L142 151H144V149L142 150ZM170 148V149H169ZM3 149V148H2ZM20 148H18L19 150ZM151 149V148H150ZM12 150V149H11ZM70 150H72V153L74 154V159L76 160V163L74 164V166H71L72 164H70V161L68 158H66V156L68 154H66L65 156V153L69 152ZM128 150V149H127ZM146 150V148H145ZM149 150V149H147ZM152 150H155V148ZM150 150V152L152 151ZM159 150V149H158ZM212 151V152H209ZM1 151V150H0ZM3 151V150H2ZM6 151V150H5ZM13 151V150H12ZM21 151V150H20ZM8 152V151H7ZM6 152V153H7ZM10 152V151H9ZM18 152V151H17ZM121 152V151H120ZM125 152V151H124ZM129 152V154L131 155V151H127V153ZM156 153L158 151H155ZM216 152V153H214ZM3 153V152H2ZM123 153V151L121 152ZM126 153V154H127ZM148 153V152H146ZM152 153V152H151ZM151 153L149 154H145L146 156L150 155ZM154 154L152 156V164H155V165H159V164H162V162H165V160H163V158L159 157L157 154ZM168 153V152H167ZM124 153V155H126ZM126 155L127 157L129 156ZM134 154V153H132ZM161 154V153H160ZM172 154V155H173ZM70 155V154H69ZM171 155V156H172ZM7 156V155H6ZM5 156V157H6ZM10 156V154H9ZM12 156V154H11ZM135 156L134 155H131V157ZM138 156V155H136ZM135 156V158H136ZM143 156V155H142ZM216 156V157H217ZM2 155L0 153V159H1ZM68 157V156H67ZM73 157V156H72ZM141 157V156H139ZM190 157V158H189ZM195 157V156H194ZM197 157V156H196ZM216 157L213 159L214 161H216ZM229 157V156H228ZM12 158V157H11ZM30 158V157H29ZM125 158V157H124ZM130 158V157H129ZM144 158V157H142ZM141 158V159H142ZM151 158V157H149ZM31 159V160H32ZM73 159V160H74ZM127 159V158H126ZM132 159V158H131ZM138 159V158H137ZM194 159V158H193ZM30 160V161H31ZM125 160V159H124ZM130 160V159H129ZM128 160V161H129ZM135 160V159H134ZM146 160V158H145ZM173 160H168L169 162L170 161H173ZM196 160V159H195ZM229 160V159H228ZM8 161V160H7ZM11 161V160H10ZM14 161V159H13ZM139 161V159H138ZM194 161V160H193ZM32 162V161H31ZM30 162V163H31ZM34 162V161H33ZM131 164H132V161L130 160ZM130 162L128 163H124L125 165H129ZM167 162V161H166ZM165 162V164H166ZM168 162V163H169ZM211 162V160H210ZM213 162V161H212ZM11 163V162H10ZM72 163V162H71ZM122 163V162H121ZM137 163V162H136ZM200 163V162H199ZM204 163V164H205ZM229 163V162H228ZM32 164V163H31ZM34 164V163H33ZM130 164V165H131ZM145 164V163H144ZM164 164V163H163ZM164 164V165H165ZM172 165L174 163H171ZM230 164V163H229ZM228 164V165H229ZM21 165V164H20ZM25 165V164H24ZM121 165V164H120ZM134 165V164H132ZM131 165V166H132ZM141 165V164H140ZM149 165V164H148ZM163 165V166H164ZM168 165V164H166ZM200 165L198 167H200ZM214 165V164H213ZM226 165V164H225ZM226 165L227 169H229V166ZM122 166V165H121ZM130 166V167H131ZM152 166V165H151ZM150 166V168H151ZM169 166V165H168ZM195 165H193V169L196 170V166L194 167ZM211 166H212V163H211ZM215 166V165H214ZM231 166V165H230ZM7 167V166H6ZM27 167V166H26ZM29 167V166H28ZM30 167H32V165H30ZM36 167V166H34ZM141 167V166H140ZM139 167V168H140ZM145 167V166H144ZM170 167H172L170 165ZM20 168V167H19ZM25 168V167H24ZM37 168V167H36ZM35 168V169H36ZM224 168V167H223ZM1 169H2V166H1ZM93 169H97L98 171L102 172V175H107V177L104 175L103 178L100 177L99 173L97 175V177L99 176L100 179H98L96 177V175L93 176V172L91 170ZM132 169V168H131ZM153 169V167H152ZM157 169V168H156ZM164 169V168H162ZM188 169V167H187ZM199 169V168H197ZM34 170V169H32ZM37 170V169H36ZM37 170V172H38ZM135 170H137L135 168ZM151 170V169H150ZM149 170V171H150ZM154 170V169H153ZM152 170V171H153ZM194 170L191 172H194ZM215 170V169H214ZM223 170V169H222ZM134 171V170H133ZM142 171V169H141ZM140 171V172H141ZM189 171H190V168H189ZM216 171V170H215ZM221 171V170H220ZM224 171V170H223ZM221 171V172H223ZM32 171H30L31 173ZM73 172H76L78 173L80 176H82L80 179H81V183H79V181H76V179L74 178L75 176L73 175ZM129 172V171H128ZM127 172V174H128ZM142 172H145V171H142ZM151 172V171H150ZM218 172V170H217ZM8 173V172H7ZM60 173H62L61 175L64 177L63 180L64 182L62 181L61 178L58 177V175H60ZM125 173V172H124ZM132 173V172H131ZM139 173V172H138ZM190 173V172H189ZM196 173V172H195ZM194 173V174H195ZM220 173V172H219ZM9 174V173H8ZM25 174V172H24ZM47 174V175H45ZM101 174V173H100ZM136 174V173H134ZM140 174V173H139ZM191 174V173H190ZM193 174V173H192ZM224 174V173H222ZM224 174V175H225ZM7 175V174H5ZM14 175V174H13ZM101 175V176H102ZM121 175H124L123 173ZM126 175V174H125ZM124 175V177H125ZM130 175V174H129ZM142 175V174H140ZM139 175V176H140ZM144 175V173H143ZM153 175V174H152ZM8 176V175H7ZM34 176V175H33ZM46 176V177H44ZM60 176V177H62ZM127 176V175H126ZM135 175H133V181H130L131 182H134V177ZM223 176V175H222ZM221 176V177H222ZM4 177V176H3ZM2 177V178H3ZM6 177V176H5ZM4 177V179H5ZM9 177V176H8ZM35 177V176H34ZM33 177V178H34ZM131 177V176H129ZM129 177H125L127 179H129ZM145 176H143L142 178H144ZM220 177V176H219ZM225 177V176H223ZM25 178H27L25 176ZM31 178V177H30ZM32 178V179H33ZM124 178V179H125ZM136 178H137V175H136ZM141 178V177H140ZM146 180V184L147 186L151 185L150 184V180H151V176L149 175V177H145ZM155 179V177H153ZM158 178V177H156ZM162 178V179H163ZM194 178V177H193ZM8 179V178H7ZM7 179L6 182L8 181ZM22 179V177H21ZM61 179V180H60ZM120 179V180H119ZM125 179V181L127 180ZM139 179V178H138ZM162 179H159L158 181L162 180ZM221 179V178H220ZM3 180V179H2ZM4 180V181H5ZM28 180V178H27ZM119 180V182H118ZM140 180V179H139ZM143 180V181H144ZM153 180V179H152ZM15 181V180H14ZM21 181H25V180H21ZM36 181V180H34ZM141 181V180H140ZM217 181H218V178H217ZM29 182V181H28ZM37 182V181H36ZM42 182H41V185H42ZM124 183V181H122ZM139 182V181H138ZM144 182V184H145ZM154 182V181H153ZM161 182V181H160ZM192 182V180H191ZM220 183V180L218 181ZM24 183V182H22ZM31 183V182H30ZM40 183V182H39ZM126 183V182H125ZM135 183V182H134ZM143 183V182H142ZM156 183H157V180H156ZM159 183V182H158ZM3 184V183H2ZM21 184V183H20ZM34 184V183H33ZM137 184V183H136ZM143 184V185H144ZM145 184V185H146ZM153 184V183H152ZM162 184V183H161ZM195 184V183H193ZM5 185V184H4ZM25 186L27 185L26 181H25ZM23 185V189H24V186ZM80 185H89L90 187L94 188L93 191L96 193V190H98V188H100L101 186L105 189H108L107 188L109 185H112V188H113V191H111L110 193L112 194H108L106 191L102 192L100 190H98V194H92V193H89L88 195H84L81 193L80 191ZM124 185V184H123ZM127 185V184H126ZM130 185H132L130 183ZM142 185V184H141ZM160 185V184H158ZM155 184L154 188L156 186H158ZM163 185V184H162ZM9 186L14 189L13 190V193L11 196H13V202H9L7 205H6V210H5V217L6 218V226L12 222V220H16V223H17V218L19 219L22 215L21 212H25L27 210V206H33L34 205V201H32L30 204H22L25 202V197H24V194L21 193L19 191V189L16 190V182L15 183H12L9 181ZM45 186V185H44ZM86 186V187H87ZM129 186V185H128ZM134 186V185H133ZM132 186V188H133ZM136 186V185H135ZM134 186V187H135ZM197 186V185H196ZM197 186V187H198ZM29 187V185H28ZM84 187V186H83ZM126 187V186H125ZM131 187V186H130ZM137 187V186H136ZM135 187V188H136ZM140 187V186H138ZM144 187V186H143ZM142 187V188H143ZM195 187V186H194ZM21 188V187H20ZM34 190H33V193L34 195H39L40 196V189L39 187L36 185L34 186ZM65 188V190H64ZM95 188H97L95 190ZM111 188V190H112ZM134 188V189H135ZM147 188V187H146ZM145 188V190H146ZM151 188V186L149 187ZM148 188V190H150ZM163 188V187H162ZM8 189V188H7ZM11 189V190H12ZM91 189V188H90ZM104 189V190H105ZM121 189V188H120ZM125 189V188H124ZM123 188L121 189L122 191L124 190ZM132 190L134 192L132 193H135L136 190ZM156 189V188H155ZM92 190V189H91ZM127 189H125L126 191ZM139 190V189H138ZM137 190V192H138ZM141 190V189H140ZM143 190V191H145ZM162 190V189H161ZM235 191V188L233 189ZM23 191V190H21ZM27 191V190H25ZM46 191V190H45ZM84 191V189H83ZM147 191V190H146ZM145 191V193H146ZM152 189L150 190V193H151ZM157 191V190H156ZM200 191V190H199ZM198 191V192H199ZM202 191V192H203ZM233 191V192H234ZM1 192V191H0ZM7 192V191H6ZM24 192V191H23ZM87 192V191H85ZM155 193V191H153ZM152 192V193H153ZM163 192V191H162ZM193 192V193H192ZM197 192V193H198ZM11 193V191H10ZM151 193V194H152ZM8 194V193H7ZM5 193V195H7ZM86 194V193H85ZM131 194V193H129ZM148 194V193H147ZM133 195V194H132ZM132 195H129V199L131 198ZM135 195V194H134ZM133 195V196H134ZM137 195H139L137 193ZM153 195V194H152ZM235 195V196H236ZM10 196V197H11ZM29 196V195H28ZM26 196V197H28ZM119 196V195H118ZM121 196V194H120ZM132 196V197H133ZM136 196V195H135ZM147 196V195H145ZM163 198H164V193L162 194ZM197 196V195H196ZM200 196V195H198ZM95 197V202H96V210L98 209H103L104 208V205L106 204V201H108L109 204H107L106 206V212H104L105 214L104 215H100V216H97L99 217V219H96L97 221V229H98V233L95 234L94 236L91 235V233L89 232L90 230L87 229L86 227V223H87V216H88V212H89V203L91 201V199ZM124 197V196H122ZM231 197H232V193H231ZM81 198V200H83L82 204L83 203H86V206H85V209L81 212L80 210H78L76 208V204L78 203L77 201H79V199ZM119 198V197H118ZM139 198V197H138ZM149 198H150V194H149ZM152 198V196H151ZM151 198L149 200H151ZM233 198V197H232ZM40 199V198H39ZM38 199V200H39ZM121 199V197H120ZM136 199V198H135ZM161 200V198H157V200ZM9 200V199H8ZM11 200V199H10ZM9 200V201H10ZM125 200V198L123 199ZM138 200V199H137ZM148 200V198H147ZM229 200V199H227ZM234 200V199H233ZM3 201H5L3 199ZM130 201V200H129ZM28 202V201H27ZM30 202V201H29ZM94 202V201H93ZM92 202V203H93ZM131 202V201H130ZM147 202V203H146ZM153 202V201H152ZM156 202V199L155 201ZM159 202V201H158ZM162 202V200H161ZM40 203V202H39ZM135 203V202H134ZM151 203V202H150ZM164 203V202H163ZM163 203H158L159 205H164ZM196 203V201H195ZM193 203V204H195ZM200 203V202H199ZM199 203L196 204V206H194L195 208L198 207ZM205 203V202H204ZM211 203V202H210ZM227 203V202H226ZM230 203V202H229ZM237 203V202H236ZM1 204V203H0ZM16 204H20V205H16ZM81 204V203H80ZM95 204V203H94ZM3 205V204H2ZM42 205V204H40ZM85 205V204H84ZM206 205V204H204ZM203 205V206H204ZM211 205V206H212ZM228 205V204H227ZM232 206L234 205L235 206V203L234 204H231ZM81 206V205H80ZM92 205V207H94ZM134 206V205H133ZM201 206H202V203H201ZM208 206V204H207ZM206 206V210L207 212H209V209L208 207ZM229 206V205H228ZM242 206V205H241ZM242 206V207H243ZM25 207V208H24ZM79 207V206H78ZM82 207V206H81ZM129 207V206H128ZM132 206H130L131 208ZM136 207V209H137ZM205 207V206H204ZM215 207V208H216ZM230 209H231V206H229ZM228 207V208H229ZM91 208V207H90ZM156 208V209H155ZM190 208V207H189ZM200 208V207H199ZM213 208V207H212ZM234 208V207H233ZM20 209H21V212H20ZM34 209V207H33ZM32 209V210H33ZM129 209V208H128ZM145 209L148 210V218H146L145 216ZM201 209V208H200ZM203 209V208H202ZM226 209H227V206H226ZM243 209V208H242ZM29 210V209H28ZM95 212L99 213V211L97 210ZM211 210V209H210ZM240 210V208H239ZM244 210V209H243ZM35 211V210H34ZM127 211H130L127 210ZM133 210H131L130 212H132ZM186 211V210H185ZM188 211V210H187ZM202 211V210H201ZM205 211V210H204ZM203 211V212H204ZM242 211V210H241ZM240 211V213H241ZM103 212V211H101ZM100 212V213H101ZM134 212V211H133ZM160 212V211H159ZM184 212V211H183ZM192 212V210H191ZM200 212V211H199ZM198 212V213H199ZM217 212L215 213L217 215ZM226 212V211H225ZM232 212V211H231ZM35 213V212H34ZM99 213V214H100ZM177 213H180L179 212V209H178V212ZM201 213V212H200ZM206 213V212H205ZM236 214V216L240 213H238V209L235 208L234 212ZM232 213V214H233ZM252 213V214H253ZM3 214V213H2ZM98 214V215H99ZM135 214V213H134ZM182 214V213H181ZM180 214V215H181ZM243 214V213H242ZM245 214V213H244ZM249 214V213H247ZM107 215V218L106 219H103L105 218L104 216ZM122 215H125V214H122ZM127 215V213H126ZM130 215H132L130 213ZM129 215V216H130ZM200 215V214H198ZM207 215V214H206ZM205 215V217H206ZM211 215H213L211 213ZM227 215V214H226ZM226 215H225V219L227 220L226 218ZM228 215H230L228 213ZM3 216V215H2ZM33 214H32V218H33ZM41 216V215H40ZM182 216V215H181ZM189 216V215H188ZM195 216V212L193 210V213L191 214V218ZM204 216V215H202ZM208 216V215H207ZM233 216V215H232ZM240 216V215H239ZM247 216V215H246ZM249 216V215H248ZM247 216V217H248ZM29 217V215H28ZM37 217V216H36ZM35 217V219H36ZM121 217V216H120ZM174 217V216H173ZM180 217V216H179ZM203 217V219L205 218ZM211 219H212V216H210ZM214 217V216H213ZM230 217V216H228ZM235 217V216H233ZM242 217V216H241ZM244 217V216H243ZM242 217V218H243ZM38 218V217H37ZM175 218V217H174ZM173 218V219H174ZM177 218V217H176ZM175 218V220H176ZM232 218V217H230ZM238 218V217H237ZM240 218V217H239ZM238 218V219H239ZM245 218V217H244ZM252 218V219H253ZM12 219V220H11ZM26 219H29V218H26ZM41 219V218H40ZM43 219V218H42ZM134 219V218H133ZM132 219V220H133ZM186 219V218H185ZM184 219V220H185ZM196 219H199V216L198 218L195 217V220ZM209 219V218H207ZM206 219V221H208ZM210 221H213V219ZM229 219V218H228ZM248 219V218H246ZM264 219V218H263ZM158 220V219H157ZM174 220V221H175ZM179 220V219H178ZM200 220V219H199ZM225 220V221H226ZM233 220V219H232ZM235 220V218H234ZM237 220V219H236ZM32 222H34L32 219H31ZM89 221V220H88ZM122 221V222H123ZM153 221V220H152ZM155 221V220H154ZM153 221V222H154ZM166 221V222H165ZM196 225L198 223V220H196ZM203 221V220H202ZM206 221L204 222V224L206 223ZM215 221V220H214ZM223 221V222H225ZM229 221V220H228ZM227 221V222H228ZM4 222V221H3ZM24 222V221H23ZM94 222V221H92ZM119 222V221H118ZM187 222V221H186ZM209 222V221H208ZM207 222V224H208ZM225 222V223H227ZM230 222V221H229ZM235 223V221H233ZM231 221V223H233ZM244 222H250V220L248 221H244ZM261 224H262V221H260ZM59 223L61 224L60 227H63L64 229L59 231ZM90 223V222H89ZM114 223V222H113ZM113 223L111 224V226H113ZM120 223V222H119ZM118 223V225H119ZM168 225H167V224ZM199 223H201L199 221ZM215 223V222H214ZM264 223V222H263ZM2 224V223H1ZM19 224V222H18ZM32 224V223H30ZM94 224V223H93ZM122 224V223H121ZM152 224V223H151ZM193 224V222H192ZM203 224V222H202ZM202 224H198V225H201ZM204 224H203V228H204ZM207 224L205 225V227L207 226ZM228 224V223H227ZM251 224H254L251 222ZM250 224V226H251ZM15 225V224H14ZM29 225V224H27ZM136 225H139V229L137 228V230H140L141 229V232L140 233V243L139 245H137L138 243H136V239H134V234H132V232L130 230L133 229V226H136ZM148 225V226H147ZM182 226L184 225V223L181 224ZM214 225V224H213ZM222 225V224H221ZM225 225V224H223ZM247 225V224H246ZM255 225V224H254ZM16 226V225H15ZM44 226V225H43ZM46 226V224H45ZM44 226V227H45ZM90 226V225H89ZM116 226V224H115ZM142 226V227H140ZM147 226V227H145ZM177 226L178 223H177ZM193 226V225H192ZM190 226V227H192ZM227 226V225H226ZM229 226H232L229 225ZM228 226V227H229ZM249 226V224H248ZM249 226V227H250ZM253 226V225H252ZM260 226V225H258ZM1 227V226H0ZM9 227V226H8ZM28 227V226H27ZM92 227V225H91ZM114 227V226H113ZM176 227V226H175ZM174 227V229H175ZM185 227V226H184ZM189 227V226H188ZM196 227V226H195ZM222 227V226H221ZM219 227V228H221ZM235 227V225H234ZM255 227V226H254ZM254 227L252 229H254ZM7 228V227H5ZM20 228V227H19ZM31 228V227H30ZM30 228L28 233H31L30 232ZM180 228L182 229V227L180 226ZM179 228V229H180ZM187 228V226H186ZM186 228L185 231H186ZM200 228V226H199ZM215 228V226H214ZM226 228V227H225ZM247 228V226H246ZM263 228H264V225H263ZM44 229V228H42ZM61 229V228H60ZM92 229V228H91ZM112 229V228H110ZM174 229L172 231H174ZM190 229V228H189ZM222 229V228H221ZM229 229V228H227ZM231 229V228H230ZM233 229V227H232ZM236 229V228H235ZM234 229V230H235ZM260 229V228H259ZM3 230V229H2ZM6 230V229H5ZM4 230V231H5ZM11 230V229H10ZM19 230V229H18ZM46 230V229H45ZM136 230V231H137ZM176 230H178L176 228ZM195 230V229H194ZM196 230H197V227H196ZM196 230L194 231V233H196ZM205 230V229H203ZM207 230V229H206ZM205 230V231H206ZM257 230V229H256ZM1 231V229H0ZM9 231V230H8ZM13 231V230H12ZM44 231V230H43ZM94 231V230H91V232ZM129 232L128 234H126L125 232ZM170 231V232H172ZM228 230H224V232H227ZM237 231H239V222L237 223ZM237 231L233 232L231 230V233L233 232L232 236L231 237L232 239H234L235 237V234ZM264 231V230H263ZM15 232V231H14ZM13 232V233H14ZM22 232V230H21ZM112 232H115V229L114 231ZM177 232V231H176ZM187 232V231H186ZM186 232H182V233H186ZM201 232V231H200ZM216 232V231H215ZM220 232V231H219ZM219 232H216V233H213L212 230L209 231V233L207 234L204 242L202 243L203 245H209L217 240L216 239V235L217 233ZM224 232H220V233H224ZM241 232V230L239 231ZM246 232V231H245ZM249 232H251L249 230ZM258 231H256L257 233ZM260 232V231H259ZM6 233V232H5ZM24 233V232H23ZM28 233L26 235H28ZM44 233V232H43ZM46 233V232H45ZM44 233V234H45ZM136 233V232H135ZM138 233V232H137ZM206 233V232H205ZM229 233V232H228ZM1 234V232H0ZM8 234V233H7ZM170 234V233H169ZM199 234V233H198ZM203 235V231L201 233ZM200 234V235H201ZM241 234L240 237H242V234L244 235V231L243 233H239ZM255 234V233H253ZM15 235V234H14ZM24 235V234H22ZM114 235V234H113ZM116 235V234H115ZM188 235V234H187ZM192 235V236H191ZM205 235V234H204ZM215 235V236H214ZM220 235V234H219ZM230 234H228L227 237H229ZM246 235V234H245ZM244 235V236H245ZM257 234H255L256 236ZM260 235V234H259ZM262 235V234H261ZM264 235V234H263ZM3 236V235H2ZM17 236V234H16ZM15 236V237H16ZM221 236H226L225 234H221ZM237 236V235H236ZM248 235H246L247 237ZM253 235L250 236V239ZM258 236V235H257ZM13 237V235H12ZM14 237V238H15ZM31 237V235H30ZM200 236L198 235V238ZM220 237V236H219ZM226 237V238H227ZM264 237V236H263ZM6 238V237H5ZM26 238V236H25ZM136 238V236H135ZM195 238V237H194ZM242 238H245V237H242ZM254 238V237H253ZM261 238V237H260ZM23 239V237H22ZM21 239V240H22ZM28 239V238H27ZM67 239H71L70 242H68ZM197 239V238H196ZM203 239V238H202ZM220 239V238H219ZM3 240V238H2ZM6 240V239H5ZM30 240V239H29ZM28 240V241H29ZM32 240V239H31ZM43 240V241H42ZM172 240V241H171ZM194 240V239H193ZM198 240V239H197ZM229 240V239H227ZM244 240V239H243ZM242 240V241H243ZM248 240V239H246ZM254 240V239H252ZM251 240V241H252ZM261 240L264 241V239L261 238ZM260 240V241H261ZM4 241V240H3ZM17 241V240H16ZM25 241V244L26 242L28 243L27 240H24ZM23 241V242H24ZM44 241L46 243H44ZM172 242L173 243V246H172V251L171 252H168V248L165 247L166 243L168 242ZM195 241V240H194ZM200 241V240H199ZM218 241V240H217ZM216 241V243H217ZM232 242H230L229 240V246L231 247H236V244L238 243L239 239H234V240H231ZM241 241V240H240ZM241 241V242H242ZM255 241V240H254ZM5 243H7L6 241H4ZM3 242V243H4ZM22 241H20L19 243H21ZM33 242V241H32ZM170 242V243H171ZM193 242V241H192ZM198 242V241H197ZM197 242H196V245H197ZM223 242H224V238H223ZM222 242V243H223ZM245 242V241H244ZM250 242V241H249ZM18 243V242H17ZM16 243V244H17ZM30 243V242H29ZM195 243V242H194ZM193 243V244H194ZM213 243V246H215V244ZM224 243H227V242H224ZM223 243V244H224ZM257 243V242H256ZM262 243V241L260 242ZM264 243V242H263ZM262 243V245H263ZM24 244V243H23ZM39 244V245H38ZM241 244V243H240ZM251 244H253V242H251ZM30 245V244H29ZM27 244V246H29ZM33 245V246H34ZM171 245V244H169ZM218 245V243H217ZM221 245V243H220ZM226 244H224L225 246ZM254 245V244H253ZM256 245V244H255ZM259 245V243L257 244V246ZM6 246V245H5ZM9 246V244L7 245ZM21 246V245H20ZM201 246V245H200ZM210 246V245H209ZM223 246V245H222ZM221 246V247H222ZM228 246V247H229ZM238 246V245H237ZM252 246V245H251ZM261 246V244H260ZM217 247V246H216ZM220 247V246H219ZM226 247V246H225ZM252 247H255V246H252ZM1 248V247H0ZM10 248V247H8ZM29 248V247H28ZM34 248V247H33ZM36 248V247H35ZM215 248V247H214ZM218 248V247H217ZM223 248V247H222ZM221 248V249H222ZM238 248V247H237ZM248 248V247H247ZM260 250L262 247H259ZM6 249V248H5ZM30 249V248H29ZM67 249V250H66ZM209 249L210 248H207V247H204L202 246L201 249L199 250L200 253H199V260H201L200 262H204V261H207V259L209 258ZM226 249V248H225ZM242 249V251H244V248H240ZM250 249V247H249ZM249 249H248V252H249ZM256 249L257 251H260L257 247L253 248V250ZM7 250V249H6ZM31 250H33L32 248L30 249V252H32ZM197 250V249H196ZM230 250V249H228ZM234 250V249H233ZM11 251V250H10ZM19 251V250H18ZM23 251V249H22ZM216 251V252H215ZM214 252L217 253L219 250H215ZM227 251V250H225ZM232 251V248L231 250ZM237 253L238 251L235 250ZM241 251V252H242ZM9 252V251H7ZM13 252V251H12ZM11 252V253H12ZM28 252L27 249L25 251V253ZM195 252V251H194ZM193 252V253H194ZM219 252H222L221 250ZM229 252V251H228ZM234 252V251H233ZM247 252V251H246ZM24 253V252H23ZM171 253V256L169 255L168 257V254ZM192 253V254H193ZM196 253V252H195ZM225 253V255L227 257H229L227 255L226 252H223ZM235 253V252H234ZM236 253V254H237ZM244 253V252H242ZM241 253V254H242ZM253 253H256L255 251ZM260 253V252H259ZM2 254V253H1ZM15 254V253H13ZM31 254V253H30ZM218 254V253H217ZM240 254V253H238ZM246 254V253H245ZM250 254V253H248ZM257 254V253H256ZM10 255V253H9ZM117 255V256H118ZM157 255V254H155ZM233 256V254H231ZM247 255V254H246ZM259 256H262V253L258 254ZM257 255V256H258ZM7 256V255H6ZM12 256V254L10 255ZM116 256V257H117ZM123 256V257H122ZM194 258H195V255L193 254ZM192 256V257H193ZM197 256V255H196ZM223 256V254H222ZM230 256V257H232ZM238 256V255H237ZM236 256V258H237ZM244 256V255H243ZM250 256V255H249ZM254 256V255H253ZM262 260L261 257H259ZM264 256V255H263ZM5 257V256H4ZM9 257V256H8ZM186 257V256H184ZM221 257V256H220ZM234 257V256H233ZM247 257V260H248V256ZM256 257V256H255ZM13 258V257H12ZM118 258V260L120 259ZM149 258V257H148ZM223 258H226V257H223ZM242 258V257H241ZM1 259L3 260V258L0 257V264H3L1 262ZM9 259V258H8ZM11 259V257H10ZM116 259V258H115ZM211 259V258H210ZM213 259V257H212ZM222 259V257H221ZM230 259V258H229ZM238 259H240V255L238 257ZM244 259V258H242ZM6 260V259H5ZM121 260V259H120ZM189 260V259H188ZM198 260V261H199ZM215 260V259H214ZM231 260V259H230ZM233 260V259H232ZM235 260V259H234ZM251 260V257L249 259V261ZM255 260H258V259H254L253 258V261L255 262ZM8 261V260H7ZM140 261V260H139ZM184 261V263H183ZM209 261V260H208ZM207 261V262H208ZM228 261V260H227ZM206 262V263H207ZM216 262V261H215ZM187 263V262H186ZM191 263L194 264L193 261H191ZM209 263V262H208ZM218 263V261H217ZM222 263V261H221ZM238 263V262H237ZM240 263V262H239ZM250 263L252 264V260L250 261ZM259 263V262H258ZM190 264V263H189ZM210 264V263H209ZM236 264V263H235ZM244 264V263H243ZM257 264V263H256Z\"/></svg>", "mask_w": 264, "mask_h": 264}, {"label": "rangeland", "instance_id": "rangeland-1", "mask_svg": "<svg viewBox=\"0 0 264 264\" xmlns=\"http://www.w3.org/2000/svg\"><path fill=\"white\" fill-rule=\"evenodd\" d=\"M153 1V3H154V5H156V7H157V5H163V7L162 6H160L161 7V9H165L166 11H167V13H168V17L170 16V17H173V16H177V17H179V19H183L182 21H183V28H182V30H181V32L183 33V34H190V38H192L191 39V41H190V39L188 40V41H185L184 39H183V37H179L180 35H178V36H176L175 35V32H174V25L171 23V22H169L168 20H166V21H164V24H163V28L162 29H164V30H162L161 29V33H165V34H167L166 36L168 37L165 41H167V43L165 42V43H163L162 45H160V44H156L154 41L152 42V41H139V40H137L136 39V37L137 36H135V34H137V31L140 29V27H141V25H140V23H138V22H136V21H138V19L135 21V23L133 22V25H132V27H131V25L130 24H124V28H123V30H125L126 31V34H127V36H129L130 35V33L129 32H131L132 34L130 35L131 37L129 38V42H128V37L124 40V38H121L120 39V45H122V46H120V48L118 47L119 46V44L117 45V47H116V54L114 55V59L112 60V61H114V62H112V61H110V67H112V68H110L111 69V71H110V69H109V71L111 72H108L109 74L106 76V77H108L109 79H110V81L109 82H107V80H109V79H107L106 77H105V81L107 82V84H106V82L104 81V85H103V91H102V93L103 94H101V97H100V99H99V101L97 102V109L99 110V111H101V112H105L108 116H109V118L111 119V122L113 121V119L115 120V121H113L114 123H113V125L115 126H113L112 124H110L109 123V126H108V132L110 131V129H112L113 127H114V129H112V133H111V131L109 132L110 134H109V138L111 139V136H112V140H114V142L113 143H111V145L109 146L110 148H108V150H112V151H115L116 149H117V155L119 156V162L120 163H118L119 165H118V167L116 168V169H118L117 170V172H120V171H122L123 169H122V167L124 166V172H122L124 175H125V177H129V176H131V177H129V179H127V178H125L124 177V175H121L122 173L120 172V173H117L118 175H119V177H121L119 180L121 181V182H119V180H118V182L119 183H121V189L123 188H125V189H127L126 191H125V189L122 191L120 188H119V192H122V193H120L121 194V196H120V194H118V192L116 193L117 194V199L121 202H124L125 204H126V207H127V210H129L130 209V211L131 210H133L132 212H130V211H125L126 213H127V215H126V213H121L120 214V216H119V218L117 219V220H115V221H113L112 223H113V226H111V222L109 223V230L111 231L110 232V234H112L111 235V237H112V240H113V245H114V247L116 246V244L118 243L119 244V241H117L116 239L118 238V236H117V231L118 230H116L119 226H122L124 223H126L128 220H129V222L130 223H135L136 222V218H137V216H138V204H139V200H140V197H144V200L145 201H147V202H149L148 204H153V203H156L157 205V209L155 210V214L156 215H158L159 217L157 218V219H154V218H152L151 220H148L149 218H148V210L147 209H145V216H146V218H148L147 219V223H148V227L147 226H145V227H147V228H149V229H151V230H153L154 231V228H155V231H157V228H156V226H157V224H156V222H158L159 221V218L160 219H162L163 217H164V212H163V210L165 211V207L166 206H168V202H169V200H168V202L166 201L165 202V191H164V183H163V181H164V178L163 177H159L158 175L159 174H156L157 173V171H158V173H159V171H162V170H164V171H166V168L165 167H168V169L170 170V168L171 169H173L174 167V169L173 170H175L179 165V162L180 161H174L173 160V158H175V149H173V148H169L170 149V151L168 150L167 151V149L168 148H166V150H164V151H162L161 149H160V147H156V145L155 144H151V143H153V142H155L154 140L156 139L155 138V136L157 135V136H159V134H160V132H162L161 134H160V138L163 140V137H161V136H164V130H165V127H166V129H167V123H165V122H167L166 120V118H165V113H164V109H163V107H162V105H161V103H164V96H161V95H163L164 94V89H166V87H165V84L164 83H162V79L164 78V76L166 77V79H169V76H168V74L170 75V77L171 78H173L174 76H175V78H176V75H179V74H181L180 76H183L184 75V73L186 74V72H187V69H188V64H191L192 66H196V65H198L199 63H201L202 62V60H206V58H210V60H214V59H216L218 56H220V58H223V59H230V63H228L227 62V64H225L223 61L224 60H222V62L220 63V64H217L216 66L214 65L213 66V68H212V70H217L218 69V72H216L215 74H212V71L210 72V74H212L213 76H217V75H219L220 73H224V72H226L227 71V69L229 68V65H231V66H233L232 68H231V66H230V70H231V72H230V75H240V73H242V70H238V68L236 67V64L234 63V62H236V61H238L239 59H240V56H241V61H247L248 59L251 61V63H253V64H251L250 65V67L247 69V74H248V76L249 75H251V76H249V80H250V77L252 78V79H254V80H258L262 75V73L264 74V72H262L261 70H263L262 69V65H261V63H262V61H264V53H263V51H264V42H262V41H264L263 39H264V26H263V29H262V25H264V21L263 20H260V19H262V17L264 18V16H262L263 14H264V11H263V9H264V0H258V1H255V4H253L254 3V1L253 0H235V1H233V0H228V2H226L227 0H225V3H224V0H198L194 5L190 2V1H186V0H152ZM162 3H161V2ZM169 1H170V3H169ZM180 1H182V2H180ZM201 1H202V3H201ZM216 1H218V3L216 2ZM222 3H221V2ZM231 1V2H230ZM244 1V2H243ZM165 2V3H164ZM187 2H188V5H187ZM200 2V3H199ZM238 2V3H237ZM250 2H252V4L250 3ZM257 2H259L258 4H257ZM157 3H160V4H157ZM183 3V4H182ZM219 3H221L222 4V6L219 4ZM168 4H170L169 6H167ZM196 4H199V5H196ZM205 4L207 5V8L209 9V11L207 10V8H206V6H205ZM212 4H214V6L212 5ZM240 4V5H239ZM243 4H245V5H243ZM254 6V10L253 9H251V8H253L252 6ZM257 4V5H256ZM177 5V6H176ZM183 5V6H182ZM193 5V6H192ZM210 5H212V6H210ZM228 7H227V6ZM235 5V6H234ZM238 5H239V8H240V6H241V8L243 9H238L237 7H238ZM244 7H243V6ZM173 6V7H172ZM175 6V7H174ZM186 6V7H185ZM187 6H190L189 8L187 7ZM198 6V7H197ZM221 6V7H220ZM234 8H233V7ZM159 7V6H158ZM179 7V8H178ZM202 7V8H201ZM215 7V8H217V9H213V8ZM221 8V10H220V8ZM245 7H247V9H246V13H248V14H250V15H246L248 18L246 19V16H245V11H244V9H245ZM259 7H260V9H259ZM167 8H168V10H167ZM174 8V9H173ZM177 8V9H176ZM187 8V9H186ZM193 8L194 9H196V11H195V13H193V14H191L192 13V10H193ZM219 8V9H218ZM248 8H250L249 9V11H248ZM258 8V9H257ZM179 9V10H178ZM198 9H200V10H198ZM222 9H223V11H222ZM175 10H176V13H175ZM187 10V11H186ZM189 10V11H188ZM215 10V11H214ZM217 10V11H216ZM169 11H170V13H169ZM213 13H212V12ZM218 11H221V12H218ZM229 11V12H228ZM237 11H242V12H237ZM258 11V12H257ZM263 13H262V12ZM179 12V13H178ZM185 12V13H184ZM187 12V13H186ZM200 12V13H199ZM210 14V16H213V18H211L210 16H209V14H208V16H207V14ZM216 12H218V13H216ZM223 12V13H222ZM227 12V13H226ZM234 12H235V14H234ZM250 12H252V13H250ZM257 12V13H256ZM133 14V13H132ZM131 13H129V16H131L132 15ZM217 14V15H216ZM225 14V15H224ZM227 14V15H226ZM241 14H243L244 15V18H243V15H241ZM256 14H257V16H256ZM260 14H261V18H260ZM173 15V16H172ZM214 15H215V17L217 16V18L215 19L214 18ZM221 16V17H218V16ZM234 15V16H233ZM240 15V16H239ZM253 15V16H252ZM200 16V17H199ZM204 16V17H203ZM249 16L251 17L250 19H249ZM256 16V17H255ZM196 17V18H195ZM199 17V18H198ZM201 17H203V18H201ZM235 17H237V18H235ZM254 17V18H253ZM258 17V18H257ZM193 19V21H192V19ZM219 18H222V19H220V21H219ZM226 18V19H225ZM228 18V19H227ZM259 19V23H258V20H255V19ZM212 19H214V22H212V24H210L211 23V20ZM238 21H237V20ZM241 19H243V21L241 20ZM250 21H249V20ZM208 20H209V22H208ZM228 20V21H227ZM247 20H248V23H250V24H248L247 23ZM201 21V22H200ZM213 21V20H212ZM216 21H217V23H216ZM224 21V22H223ZM234 22V23H232V22ZM254 23H252V22ZM263 21V22H262ZM262 22V23H261ZM136 23H137V25H136ZM169 25H168V24ZM218 23H220V25L218 24ZM222 23V24H221ZM226 23H231V25L229 24V25H225ZM256 23H257V25H256ZM190 24L191 25H195L194 26V29H193V27H192V31H191V26H190ZM197 24V25H196ZM200 24V25H199ZM214 24V25H213ZM218 26H220L219 28L217 27V25ZM240 24H242L241 26H240ZM244 24H245V27H244ZM248 24V25H247ZM262 24V25H261ZM136 25V26H135ZM139 25V26H138ZM215 25H216V27H215ZM233 25V26H232ZM234 25H235V30H233L234 29ZM247 25V26H246ZM250 25H253V26H258V28L257 27H252V26H250ZM261 25V26H260ZM225 26H227V29L229 30V28L231 29V32L233 33H230V30L229 31H227V29L225 28ZM241 28H240V27ZM127 27V28H126ZM134 27H135V29L136 30H134ZM167 27V28H166ZM202 28V29H199V28ZM210 27H213V28H211L210 29ZM224 27V28H223ZM233 29H232V28ZM239 27V28H238ZM247 27V28H246ZM261 27V28H260ZM132 28V29H131ZM172 28V29H171ZM196 28V29H195ZM221 28H223V29H221ZM239 29V31H237L238 29ZM245 28V29H244ZM255 29V31H253L254 29ZM168 29V30H167ZM188 31H190V32H188ZM210 29V30H209ZM215 29H216V31H215ZM246 29H247V31L249 32L250 31V29H251V32L253 31V33H251V32H249V34H247V31H246ZM258 29H259V31H261V32H259L258 31ZM171 30V31H170ZM201 30V31H200ZM208 30H209V32H208ZM222 30H226V31H223L222 32ZM241 30V31H240ZM134 31V32H133ZM196 31H200L199 33L198 32H196ZM212 31H213V33H212ZM215 31V32H214ZM221 31V32H220ZM235 31V32H234ZM244 31H246V32H244ZM256 31H258V32H256ZM170 32V33H169ZM186 32V33H185ZM192 32V33H191ZM225 32H227V33H225ZM241 32V33H240ZM128 33H129V35H128ZM135 33V34H134ZM197 33V34H196ZM201 33V34H200ZM225 34V36H224V34ZM257 33V34H256ZM259 33H261L262 34V36H261V34H259ZM194 34V35H193ZM242 34H244V35H242ZM247 34V35H246ZM251 34H253L252 35V37H251ZM197 35V36H196ZM198 35H199V37H198ZM200 35H202V37L200 36ZM224 36V37H222V36ZM229 35V36H228ZM233 35H234V39L236 38L240 43H238V41L235 39V41H234V39H233V41L234 42H232V39H231V37L233 38ZM236 35V36H235ZM260 35V36H259ZM173 36V37H172ZM192 36H194V38L192 37ZM214 36V37H213ZM228 37V39H227V37ZM242 36H243V38H242ZM245 36H246V38L247 39H245ZM132 37H134L136 40H133L134 38H132ZM205 37H208V40H205ZM239 37V38H238ZM240 37H241V39H240ZM257 37V38H256ZM260 37V38H259ZM263 37V38H262ZM173 40H172V39ZM178 38V39H177ZM181 38V39H180ZM198 40H196V39ZM216 38V39H215ZM219 38H220V40H219ZM225 38V40L224 41H226V42H224L223 41V39ZM250 38H251V40H250ZM255 38V40L253 41V42H250V41H252L253 39ZM122 39H123V41H127L128 43H132V44H128V43H123V41H122ZM133 41H132V40ZM169 39V40H168ZM182 40V41H180V40ZM214 39V40H213ZM218 39V40H217ZM231 41H230V40ZM240 39V40H239ZM259 39V40H258ZM175 40V41H174ZM193 40V41H192ZM205 40V41H204ZM244 40H246V41H244ZM250 40V41H249ZM258 40V43L256 42ZM260 40H262V41H260ZM132 41V42H131ZM139 42V43H135V42ZM171 41V42H170ZM177 41H178V43H179V46H178V43H177ZM197 41V42H196ZM201 41V42H200ZM207 41H209V42H207ZM213 41H215V42H213ZM236 41H237V43H236ZM133 42H134V45H133ZM140 42L142 43V46H137L138 44H140ZM169 42H170V45L172 46H170L169 45ZM173 42V43H172ZM210 42H212L210 45H209V43ZM222 42V43H221ZM245 42H246V45H245ZM250 42V43H249ZM255 42L257 43V45L255 44ZM260 42H262V43H260ZM145 45H144V44ZM149 43H153L154 44V46L153 45H151V44H149ZM158 43V42H157ZM220 43H221V45H220ZM230 43H231V45H232V48H231V45H230ZM232 43H234V44H236V45H233ZM252 43V44H251ZM135 44H136V46H135ZM166 44H168L169 46V48L170 49H168V47L166 46ZM189 44H190V47H189ZM199 46H198V45ZM240 44V49H242V50H246V52H242V50H238L239 48H237L238 46L237 45H239ZM244 44V45H243ZM255 44V45H254ZM127 47H126V46ZM155 45L156 46H158V45H160V48H164L165 50H166V52H165V50H160L159 49V46L158 47H156V49L154 48L155 47ZM175 45H177L178 46V48H176L175 47ZM181 45V46H180ZM187 45V46H186ZM196 45V46H195ZM223 45V46H222ZM224 45H226V46H224ZM249 45V46H248ZM263 47H262V46ZM131 46H134V47H136V48H134V47H131ZM150 46H152V47H150ZM193 46V47H192ZM204 46V48H202ZM209 46V47H208ZM221 46V47H220ZM229 46V47H228ZM253 46V47H252ZM254 46H260V47H258V49H257V47H256V49L254 48ZM115 47L113 48V50L115 49ZM129 48V50L128 49H126V48ZM138 47H139V49H138ZM150 47L151 48V50H150V48H149V50L147 51L149 54H147V55H144V54H146L147 52L145 51V50H147L148 48ZM167 47V48H166ZM174 47L176 48V49H174ZM181 47H183L184 49H186V47H188L187 49L189 50H185L184 51V49L183 48H181ZM192 47V48H191ZM195 47V48H194ZM201 48V49H199V48ZM247 47V48H246ZM117 48H119L118 50H117ZM143 48H144V51L145 52H143ZM153 48L155 49V51L153 50ZM181 48V51L179 50ZM194 48V49H193ZM206 48V49H205ZM214 48V49H213ZM252 48V49H251ZM261 48V52H260V49ZM121 49V50H120ZM122 49H126V50H124V51H122ZM136 49V50H135ZM139 51H138V50ZM158 49V50H157ZM199 51H198V50ZM222 49V50H221ZM223 49H224V51H223ZM229 49V50H228ZM249 49V50H248ZM255 49V50H254ZM130 50H132V51H136L138 54H136V52H132V53H135V54H132L131 52H130ZM142 52H141V51ZM156 50L157 51H161L158 55H157V52H156ZM171 50H173V51H171ZM177 50H178V55H177V53L176 54H174L173 52H177ZM197 50V51H196ZM227 50V51H226ZM231 50H232V52H231ZM238 50V51H237ZM254 50V51H253ZM122 51V52H121ZM130 52V53H128V52ZM151 51V52H150ZM152 51H154V52H152ZM170 53H169V52ZM191 51V52H190ZM195 51V52H194ZM201 51V52H200ZM220 51V52H219ZM229 51V52H228ZM239 51H241V52H239ZM250 51H252L253 52V54H252V52H250ZM127 52V53H126ZM140 52V53H139ZM162 52H164L163 54H162ZM172 52V53H171ZM187 52H190L189 54H187ZM194 52V53H193ZM226 52V53H225ZM235 52H236V54H237V52H238V54L237 55H234L235 54ZM255 52V53H254ZM257 52V53H256ZM258 52H260V53H258ZM117 53H119L118 54V57H117ZM122 53V54H121ZM154 53H156V54H154ZM166 53H167V56H166ZM203 53H204V56H203ZM207 53V54H206ZM245 53H247V54H249V55H247L246 56V54ZM128 54H130V55H128ZM142 54L144 55V56H142ZM151 54V55H150ZM153 54V55H152ZM161 54L163 55V56H165L164 58H163V56H161ZM172 54H174L173 56L174 57H176L175 59H173V56H172ZM180 54V55H179ZM183 54L185 55V56H183ZM192 54V55H191ZM199 54H201V57H200V55ZM230 54V56L228 57L227 55H229ZM233 54V55H232ZM255 54H257L256 56H255ZM261 55V57H259V55ZM113 55H112V57H113ZM119 55L120 56H124V57H121V59L123 60V58H125V56L126 55H128L129 57L127 58H125L124 59V62L126 63V64H129V66L128 65H126L125 63H123L122 62V60L121 59H119L120 57H119ZM133 55V56H132ZM134 55H135V57H134ZM149 55V56H148ZM154 55H155V57H154ZM187 55H189V56H187ZM191 55V56H190ZM199 55V56H198ZM224 55V56H223ZM251 55H253V56H251ZM115 56L117 57V61H119L118 63L116 62V58H115ZM139 56H141V57H138ZM157 56H161L164 60H165V58H167V57H169V60H168V58L165 60L166 62H164V60L161 58V57H158L157 58ZM172 56V57H171ZM195 56V57H194ZM227 56V57H226ZM234 56H235V58H234ZM237 56H239V57H237ZM258 56V59L257 58H255V60L253 59L254 57H257ZM111 57V58H112ZM131 57V58H130ZM137 57V58H136ZM143 57H145V59L143 58ZM148 57H151V59L149 58L148 59ZM155 59H154V58ZM243 57H246L244 60H242V58ZM249 57H251L255 62H253L252 61V59H250ZM136 58V59H135ZM140 58L142 59V60H144V61H142V60H140ZM148 59V62H146L147 61V59ZM162 59L163 60V62H164V65H165V67H166V64H167V68L169 67V68H173L172 70H170V69H167V71L165 72V73H167V72H169V73H167V74H165L164 72H162L161 70H160V68H158V66L157 67H155L156 66V64L155 63H153V62H158V61H161L160 59ZM172 58V59H171ZM198 58V59H197ZM200 58V59H199ZM212 58V59H211ZM237 58V59H236ZM130 59V60H129ZM138 59L140 60V61H138ZM156 59H157V61H156ZM159 59V60H158ZM194 59H195V61H194ZM247 59V60H246ZM257 59V60H256ZM121 60V61H120ZM131 60H132V62H131ZM146 60V61H145ZM152 60L153 62H151V64H150V61ZM183 60V61H182ZM259 60V61H258ZM176 61V62H175ZM181 61V62H180ZM109 62V61H108ZM113 64H112V63ZM120 62H122L121 64H120ZM129 62V63H128ZM137 64H136V63ZM139 62V63H138ZM141 62V63H140ZM188 64H187V63ZM191 62H193V63H191ZM195 62V63H194ZM196 62H197V64H196ZM259 62H260V64H259ZM118 64V65H116V64ZM148 63V64H147ZM175 63V64H174ZM222 63H223V65H222ZM231 63H233V64H231ZM127 66V67H125V65ZM135 64H136V66H135ZM139 64H141V65H143V66H141V65H139ZM151 65V67H149L150 65ZM184 64H185V66L186 67H184ZM113 65V66H112ZM116 65V66H115ZM120 65L123 67H120ZM124 65V66H123ZM132 65H133V68H132ZM176 65H178V68H177V70L175 69V67H176ZM183 65V66H182ZM218 65H222L221 67H222V69H221V67L219 68V66ZM226 65V66H225ZM235 65V66H234ZM258 66V68H257V70H256V68H255V66ZM114 66H115V68H117V66H118V70L117 69H114ZM131 66V67H130ZM139 66V67H138ZM171 66V67H170ZM218 66V67H217ZM138 67V68H137ZM143 69H142V68ZM151 68V69H149V68ZM152 67H154V68H152ZM253 67H254V69H253ZM122 69V70H120V69ZM130 68H131V71H130ZM140 68V69H139ZM146 68H148L147 70H146ZM183 68V69H182ZM195 68V67H194ZM253 70H252V69ZM114 69V70H113ZM142 69V72L141 71H139V70H141ZM182 69V70H181ZM240 69V68H239ZM139 72H138V71ZM149 70L151 71V72H149ZM180 70V71H179ZM248 70H250V71H248ZM259 70H260V72H262V73H260L259 72ZM117 73H115V72ZM121 71V72H120ZM172 71H174V72H172ZM181 71H183V72H181ZM239 73H238V72ZM252 71V72H251ZM259 73H258V72ZM131 74H130V73ZM148 72V76H147V73ZM171 72H172V74L173 73H175L174 75H172L171 74ZM181 72V73H180ZM193 72L195 73H201L200 71H198V70H195V69H193ZM234 74H233V73ZM237 72V73H236ZM120 73H123L122 75L120 74ZM132 73H133V75H132ZM144 75H143V74ZM156 73V74H155ZM213 73H214V71H213ZM236 73V74H235ZM253 73V74H252ZM257 74V76H254L255 74ZM136 74H141V75H143V77H140V76H137L136 77ZM151 74V75H150ZM161 74H163V76H160ZM165 74V75H164ZM119 75H120V77H119ZM154 75V76H153ZM158 75H159V77H158ZM246 75V74H245ZM259 75V76H258ZM150 76H152V77H150ZM247 76V75H246ZM247 76V77H248ZM118 77V78H117ZM124 77V78H123ZM132 77H134L133 79H132ZM147 77V78H146ZM161 77H163V78H161ZM197 77L198 78H201V75H197ZM116 80H115V79ZM121 78H123V79H121ZM135 78H137L138 80H136ZM141 78V79H140ZM142 78H144V79H147V80H143ZM175 78H173V79H175ZM233 78V76H231V79ZM258 78V79H257ZM131 79V81H127V80H130ZM113 80H115L114 81V83H112L113 82ZM124 80H126V81H124V83L125 82H127V83H123V81ZM134 80H136L135 82H134ZM141 82H140V81ZM143 80V81H142ZM159 80V81H158ZM145 81V82H144ZM147 81V82H146ZM118 82V83H117ZM132 82V83H131ZM158 84H157V83ZM231 82H233V81H230L229 83L231 84H229V90H231V93H232V95L234 96V95H237V86L235 85V83H231ZM112 83V84H111ZM116 83V84H115ZM133 83H135V84H133ZM136 83H138V84H140V85H138V86H136ZM141 83H143V84H141ZM111 84V85H110ZM119 84H120V87H119V91H116L115 92V90L114 89H117V87L119 86ZM129 84H130V86H129ZM133 84V85H132ZM152 84V85H151ZM163 84H164V86H163ZM128 87H127V86ZM132 85V86H131ZM144 85L146 86V87H148V88H146V87H144ZM149 85V86H148ZM110 86H112V88L110 87ZM121 86L123 87V88H121ZM127 88H126V87ZM232 86L234 87V88H232ZM236 86V87H235ZM107 87H108V89H107ZM110 87V88H109ZM116 87V88H115ZM130 87H132V88H130ZM137 87V88H136ZM141 87H143V88H141ZM192 87H195L194 85H192ZM125 88H126V90H125ZM130 88V89H129ZM134 88V89H133ZM142 90H141V89ZM153 88H154V91H153ZM231 88V89H230ZM135 89H138V90H136L135 91ZM147 89H149V91L147 90ZM160 89V90H159ZM197 89V88H196ZM235 89V90H234ZM114 90V91H113ZM125 90V91H124ZM130 90H132V91H130L131 93H128ZM135 92H134V91ZM147 90V91H146ZM170 90V89H169ZM169 90L168 91H166L167 93H169ZM233 90V91H232ZM104 91H106V92H104ZM113 91V92H112ZM120 91H122V92H120ZM144 93L143 95H141L142 93ZM157 91V92H156ZM109 92H110V95H109ZM124 92V93H123ZM145 92L147 93V94H145ZM170 92L172 93V91L170 90ZM105 93V94H104ZM125 95V96H123V94ZM127 93V94H126ZM134 93V94H133ZM136 93H137V95H136ZM141 93V94H140ZM153 93V94H152ZM162 93V94H161ZM24 94V93H23ZM21 95V96H25L26 97V94H24V95ZM108 94V95H107ZM129 94V95H128ZM158 94V95H157ZM241 94H244L243 92H241ZM240 93H239V99H238V106H237V104L235 105V106H233V109H235L237 112H239L240 113V116H241V118H242V120L244 121V124L242 125V128L244 129L246 126H247V124H251V125H255L256 124V119H257V113L255 112L256 111V107L254 106V104H253V102L250 100V98H249V96L250 95H248V93H246V94H244V95H241ZM6 94H3V95H1V97H3L4 98V100H8V97H10V94H7L6 96H5ZM105 95V96H104ZM137 97H136V96ZM156 95H157V97H156ZM8 96V97H7ZM106 96H107V98H106ZM121 96H123V98L121 97ZM130 96H131V98H130ZM141 96H144V98H148V100H149V102H151V100L153 101V103L154 104H152V103H149V106L148 107H144V105H141V104H143V102H141V101H139L140 100V97ZM152 96V97H151ZM153 96H155V97H153ZM24 97V98H25ZM35 97H36V99H38V97L39 96H36L35 95ZM35 97H33V98H35ZM117 97V100H116V102H117V105H116V102H115V98ZM124 97H126L125 99H124ZM150 97L152 98V99H150ZM27 98V97H26ZM128 98H130L129 100H128ZM135 98V99H134ZM137 98V99H136ZM146 98V99H147ZM159 98V99H158ZM154 99V100H153ZM224 99V100H223ZM27 100V99H26ZM39 100H41L40 98H39ZM124 100V101H123ZM125 100H128V101H126L125 102ZM137 100V101H136ZM221 101H222V103H223V106H225L226 108H230V106L228 105V103H227V101H226V98H224V97H221V99H220ZM29 101H30V99L28 100V104H30L29 103ZM157 101V102H156ZM224 101V102H223ZM226 101V102H225ZM132 102H134L133 104H132ZM140 102H141V104H140ZM239 102L241 103V107L239 106ZM244 104H243V103ZM249 102V103H248ZM123 103V104H122ZM127 103H128V105H127ZM138 105V107L137 106H135V105ZM194 104V105H193ZM253 106H252V105ZM116 105V106H115ZM120 106V108L121 109H117V106ZM124 105V106H123ZM127 105V106H126ZM133 105V106H132ZM189 105V106H188ZM228 105V106H227ZM260 105V104H259ZM258 105V109H261L263 112H264V106H263V103H262V105H260L259 106ZM29 106H31L32 107V105H26V106H24V108H23V110H20V112L18 111H16V110H12L13 112H10L9 110H11V109H9V110H7V109H4L3 107L1 108L0 107V116L2 115V113H3V111H4V115H2L1 117H3V119L0 117V122H1V126H0V145L2 146H0V153H1V155H2V157H1V159H0V229H1V234H0V257L1 258H3V260L1 259V262L3 263V264H13V262L15 261V255L18 253V252H22V258H24L25 259V257H26V255H25V257H24V255L23 254H28V258L26 257V259L28 260V259H32V255H33V253H34V251L38 248V246H35L34 245V243L36 242V245H37V242L39 241V234L41 233L42 235H43V238H44V240H46V242L50 239V237H49V239H48V236H49V227H48V222H46L47 221V218H46V216L44 215V213L42 212V208L43 207H41V206H43V202H42V200L43 199H41V196H42V194L44 195V196H47L48 194H45V192L46 193H50V189H48L49 187H47V185L45 184V183H43L40 179H38V175H39V170H38V166H37V164H36V162H35V160L34 159H32V156H25L24 157V159L22 160V161H20V162H18L17 164H15V161H16V159H15V157H16V155L17 154H19V153H22L24 150H22V148L19 146V143H17L16 141L18 140V142H19V140L20 139H22V141L23 140H25V138L27 139L26 141H28L29 143L31 142V141H39V140H42V141H48V140H50L51 139V136H52V130L53 129H55V127H57V126H62V123H60L61 122V120L62 119H60V117H62L63 115H65L66 116V118H67V116L69 115L70 117H71V110H69V109H67L66 110V112H63L64 110L62 109H60L59 110V112H55V107H53V108H51V107H46V108H44L43 106H39L38 108H36V110H35V108H30ZM123 106V107H122ZM130 106V107H129ZM140 106V107H139ZM150 106H151V108H150ZM157 106V107H156ZM244 106V107H243ZM249 108V109H247V110H252V111H250V112H248L247 110H246V108L247 107ZM125 107H126V109H125ZM129 108V114H128V108ZM133 107H136V108H134V109H131L130 110V108H133ZM155 107V108H154ZM198 107V103L196 104V103H194V102H191L190 103V101H187V106H186V108H187V110H188V112H190V113H192V112H195ZM236 107H239V108H237L236 109ZM253 107V108H252ZM255 107V108H254ZM260 107V108H259ZM262 107V108H261ZM29 108H30V111H29ZM89 106H84L83 107V109H75V111L76 112H78L79 114H81L82 116H85L86 117V115L87 116H89ZM123 108V109H122ZM141 108V109H140ZM147 108H149L148 110H146ZM152 108H154V111H153V109ZM245 108V109H244ZM49 111H48V110ZM51 109H52V111H51ZM135 109H137V110H135ZM144 111H143V110ZM194 109V110H193ZM239 109V110H238ZM27 110V111H26ZM34 110H35V112H34ZM93 110V109H92ZM114 110H116V111H114ZM133 110H135V111H133ZM141 110L144 112V113H142L141 112ZM7 111H9L8 113H7ZM15 111V112H14ZM23 111H24V113H23ZM61 111V112H60ZM119 111V112H118ZM138 111V112H137ZM146 111V112H145ZM147 111H148V113L150 114H148L147 113ZM150 111V112H149ZM28 112V113H27ZM53 114H52V113ZM113 112V113H112ZM118 112V113H117ZM123 112H125V114H123ZM133 112H134V115H132L133 114ZM136 112V113H135ZM141 112V113H140ZM153 112V113H152ZM18 114V115H16V114ZM33 113V114H32ZM62 113V114H61ZM65 113H67V115L65 114ZM115 113H117V114H115ZM122 115H121V114ZM132 113V114H131ZM145 113H147L146 115H145ZM247 113V114H246ZM251 113H252V115L253 116H255L256 115V117H253V116H251ZM7 114V115H6ZM12 114V115H11ZM14 114H15V116H14ZM22 114V115H21ZM54 114H56V115H54ZM62 116H61V115ZM139 114V115H138ZM143 114V115H142ZM250 115V117H253V118H248V116ZM9 115L11 116V118H9ZM27 115H29V116H27ZM34 115V116H33ZM97 115L99 116V117H101L98 113H97ZM117 115V116H116ZM119 115H120V118H117V117H119ZM131 115V116H130ZM136 115V116H135ZM137 115H138V117H137ZM151 115H153V116H151ZM162 115H164V116H162ZM8 116V117H7ZM113 116H114V118H113ZM134 116V117H133ZM143 118H142V117ZM147 116V118L149 119H147V118H145V117ZM150 116H151V118H150ZM4 117L6 118V119H4ZM15 119H14V118ZM44 117H46V118H48V119H45ZM121 117H124L123 119L121 118ZM132 117V118H131ZM33 118V119H32ZM37 120H36V119ZM42 118H44V119H42ZM117 118V119H116ZM136 118V119H135ZM141 118V122H142V120L143 119H145L141 124L139 123L138 124V126H136L137 128H135V129H137L136 130V132L134 133L135 135H131L130 134V136H125V135H127V133H126V129L128 128V126H129V124H135V122L137 121V120H139ZM154 120H153V119ZM198 117H196L195 119H196V121H198L199 119H197ZM40 119V120H39ZM118 119L122 122V125H121V127L118 125V123L119 124H121V122H119L118 121ZM122 119V120H121ZM135 119V120H134ZM194 119V120H195ZM250 119V120H249ZM6 120V121H5ZM14 120V121H13ZM43 120V121H42ZM58 120V121H57ZM128 120V121H127ZM134 120V121H133ZM155 120H157L158 122H157V124H156V126H154V124L153 123H151L152 121H155ZM246 120H247V124H246V126H245V123H246ZM4 121V122H3ZM34 121V122H33ZM36 121V122H35ZM42 121V122H41ZM46 121L47 122H49L48 123V125H47V123H46ZM125 121V122H124ZM146 121V122H145ZM147 121H149V122H147ZM164 121V122H163ZM243 121H242V123H243ZM248 121H250V122H248ZM38 122H39V124H40V122H41V124L39 125L38 124ZM116 122V123H115ZM125 124H124V123ZM126 122H127V124H126ZM129 122V123H128ZM20 123V124H19ZM37 123V124H36ZM160 123H161V125H160ZM12 124H13V126H14V124H18V125H16L15 127H13L12 129H13V131L11 130V127H12ZM43 124V125H42ZM93 124H95L94 126H93ZM164 124V125H163ZM11 125V126H10ZM32 125V126H31ZM34 125H36V126H34ZM39 125V126H38ZM46 126L47 128L45 129V127L43 128L42 127V129L40 128V126ZM86 126L84 127V125H82V128L80 127L79 129H80V131H81V129L82 130H85L89 135H90V137H91V141H92V143H93V145L96 147V146H98V142L100 141V139H99V132H100V128L102 127L103 128V125L101 124V122L100 123H97V122H94V123H92V124H89V126H88V124H85ZM112 125V126H111ZM119 127H118V126ZM126 125V126H125ZM144 125H146V126H144ZM149 125V126H148ZM151 125V126H150ZM19 126H20V128H22V129H20L21 131H19L18 130V128H19ZM49 126V127H48ZM162 128V127H164V128H162V129H164V130H162L160 127ZM3 127V128H2ZM36 127H37V129H36ZM38 127H39V129H38ZM84 127V128H83ZM92 127H95V128H92ZM97 127V128H96ZM118 127V129H116ZM125 127V128H124ZM148 127H151V128H149L148 129ZM157 127H158V129H157ZM6 128V129H5ZM9 128V129H8ZM16 128V129H15ZM33 128V129H32ZM120 128V129H119ZM8 129V130H7ZM47 129H48V131H47ZM79 129H75V128H72L70 131H74V130H77L75 133L72 131V136H73V140H75V138H76V141L75 142H77V139H78V135H79V133H80V131H79ZM87 129V130H86ZM93 130V131H91V130ZM122 129V130H121ZM124 129V130H123ZM134 129V128H133ZM146 129V130H145ZM153 129H155V131L153 130ZM160 129H161V131H160ZM246 129V128H245ZM245 129H244V132L246 133V131H245ZM17 130V134L18 135H16V132L14 133V131H16ZM23 130H26V131H24L25 133H23ZM37 130L38 131V134L40 133L41 135H39L38 136V134H37V131H36V133H35V131ZM41 132H40V131ZM43 130L46 132H43ZM51 130V131H50ZM95 130V131H94ZM97 130H98V132H97ZM117 130V131H116ZM145 130V131H144ZM19 131V132H18ZM28 131V133L30 134H28V133H26ZM91 131V132H90ZM114 131V132H113ZM125 131V132H124ZM139 131H142L143 133H140ZM148 131H150V132H148ZM13 133V135H12V133ZM95 132H97V133H95ZM115 132H117V133H115ZM144 132H146V133H144ZM153 132V133H152ZM165 132H166V130H165ZM35 133V134H34ZM42 133H44L45 135H43ZM78 133V134H77ZM122 133V134H121ZM149 135H148V134ZM151 133V134H150ZM159 133V134H158ZM244 133V134H245ZM28 134V135H27ZM33 134V135H32ZM75 134V135H74ZM114 134H115V137H113L114 136ZM142 136H141V135ZM152 134H153V136H152ZM163 134V135H162ZM12 135V136H11ZM22 135V137L20 138V136ZM25 135V136H24ZM27 135V136H26ZM36 135V136H35ZM43 135V136H42ZM48 135V136H47ZM122 135H123V138H125V140L122 138ZM137 135V136H136ZM145 135V137L146 138H142L143 136ZM16 138H15V137ZM31 137L30 139H29V137ZM38 136V137H37ZM44 136H46V137H44ZM121 136V137H120ZM133 136H135V137H133ZM152 136V137H151ZM15 139H14V138ZM35 137V138H34ZM92 137L93 138H95V139H92ZM97 137V138H96ZM120 139H123V140H120ZM130 137V139H128V138ZM151 139H150V138ZM4 138H5V140H4ZM12 138V139H11ZM38 138V139H37ZM114 138H118L119 139V141L116 139H114ZM133 138V139H132ZM141 138H142V140H141ZM148 138V139H147ZM157 138H159V137H157ZM99 139V140H98ZM109 139V140H110ZM126 139H127V141H126ZM144 139L146 140L145 142L147 143L148 141L150 142L151 140V143H147V144H145V142H144ZM12 142H11V141ZM94 140V141H93ZM97 140V141H96ZM112 140H110V141H112ZM131 140V141H130ZM142 141V143L140 142V144L137 146V144H136V141ZM232 142H231V144H233L236 148H238V149H240V144L238 143V142H240L239 140L240 139H237L235 136L234 137H232ZM235 142H234V141ZM13 141H15V142H13ZM21 141V140H20ZM96 141V142H95ZM122 141V142H121ZM124 141V142H123ZM129 141L131 142L130 144H133L135 147H130V146H132V145H130L129 144ZM137 141V142H138ZM219 141V142H218ZM118 142H119V144H118ZM134 142H135V144H134ZM138 142V143H139ZM221 142V139L219 138V139H217L216 140V142L215 143H217V145H219V143ZM237 142V143H236ZM11 143V144H10ZM122 143H124V144H122ZM7 144H8V146H7ZM15 146H13V145ZM122 144V145H121ZM142 144V145H141ZM152 145V147H150L151 145ZM114 145V146H113ZM129 145V146H128ZM143 147L144 146V148H142L141 146ZM146 145H147V147H146ZM154 145V146H153ZM12 146H13V148H12ZM17 146H19V147H17ZM117 146V147H116ZM17 147V148H16ZM112 147V148H111ZM114 147V148H113ZM121 147H124V148H121ZM126 147H128V148H126ZM129 147H130V149H129ZM140 147V148H142V150L144 149V151H142V153L141 154H139V153H136V151L138 150V148ZM3 148V149H2ZM18 148H20L19 150H18ZM131 148L132 149H134L135 148V150H131ZM145 148H146V150H145ZM151 148V149H150ZM152 148L154 149L155 148V150H152ZM13 151H12V150ZM128 149V150H127ZM147 149H149V150H147ZM159 149V150H158ZM3 150V151H2ZM6 150V151H5ZM21 150V151H20ZM150 150H152L151 152H150ZM8 151V152H7ZM10 151V152H9ZM18 151V152H17ZM123 151V153H121V152ZM125 151V152H124ZM127 151H131V155H134L135 154V156L136 155H138V156H136V158H135V156H133V157H131V155L129 154V152L127 153ZM155 151H158L157 153L155 152ZM3 152V153H2ZM7 152V153H6ZM146 152H148V153H146ZM168 152V153H167ZM209 152H212V151H210L209 150ZM124 153L126 154V155H128L129 154V156L127 157L126 155H124ZM132 153H134V154H132ZM149 153H151L152 155H154L155 153L159 156V157H161V158H163V160H165V162H166V164H168V165H166L165 164V162H162V164H159V165H155V164H152V156H151V154L150 155H148V156H146L147 154H149ZM161 153V154H160ZM174 153V154H173ZM190 153H192V154H190L189 156L191 157H189L190 158V161L193 163V165H195L194 167L196 168V170H194L193 169V165L191 166V164H190V166H187L188 167V169H187V167L185 168H183V164L181 163V167H182V169H185V170H188V171H186V173H188L187 175L188 176H190L191 178H190V182H189V184L192 186V190H193V198H194V200H193V202L190 204V208L189 207H182L181 205H178V209H179V212L180 213H177L178 212V209L176 210L177 212H176V214L175 215H173L175 218H176V220H175V218L172 216L171 218H169V220H172V221H170L171 223H174L173 225V228H171V229H169V231H168V235L169 236H172L173 234H174V236H172V237H170V238H175V237H177V236H182V238H183V236H186V237H184L183 239L187 242V239H188V236H189V230H191V228H193L191 231H190V233L191 232H193V234L192 235H195V236H192V238L195 240H190L188 243H190L189 245L191 246V250L194 252H189V253H191V254H189V256H188V253H182L181 254V259L182 260H186L185 261V264H193V263H191V261H193L194 262V264H251L250 263V261L252 260V264H264V241L263 240H261V238L262 239H264V228H263V225H264V217L262 218V217H260V219L259 218H257L256 219V222H254L255 220H254V218H256L257 217V215L255 214V213H253L254 212V209H252L251 208V210L249 209V211L250 212H247V207L244 205L243 206V204L241 203V199H240V197H238L236 194H237V189H236V187H230L229 188V195H228V197H227V199H229V200H227L226 199V201H225V210H224V218H223V220L221 219V217H218V212L217 211H215V209L217 210V207H216V203H215V205H212V203L214 204V202L213 201H215L216 202V200H215V198H214V200L212 199V201L211 200H204V198H203V193H204V191L203 190H201V189H199L198 190V188H199V186H198V184L196 183L197 182V180H195V176H197V175H199V171L201 172V170L203 171V170H205L206 168H205V165H208L209 166V172H213L214 173V175H215V172H216V186L217 187H215V188H218L217 189V192L219 191V190H221V188H220V184L221 183H223V182H226L227 181V178L229 177V175H230V173H231V171L230 170H232V165H233V161H232V159H231V156L229 155V154H227V156H226V165H228L229 163V169H227V167H226V165L224 164L223 166H222V168H217V165H218V162H219V156H217L218 154L216 153V152H214V153H216V155L215 154H213V153H210L211 155H213L212 157L210 156V160H211V162H210V160H208L206 163L205 162H202V165H200L201 164V161L199 160V157H198V155L196 154L195 155V153L194 152H190ZM9 154H10V156H9ZM11 154H12V156H11ZM66 154H68L67 156H66ZM70 154V155H69ZM146 154V155H145ZM173 154V155H172ZM7 155V156H6ZM143 155V156H142ZM172 155V156H171ZM6 156V157H5ZM65 156H66V158H68L69 159V161H70V164H72L71 166H74V164L76 163V160L74 159V154L72 153V150H70L69 152H67V153H65ZM73 156V157H72ZM139 156H141V157H139ZM195 156V157H194ZM197 156V157H196ZM217 156V157H216ZM229 156V157H228ZM12 157V158H11ZM30 157V158H29ZM125 157V158H124ZM130 157V158H129ZM142 157H144V158H142ZM149 157H151V158H149ZM216 157V161H214L215 158ZM127 158V159H126ZM132 158V159H131ZM139 159V161H138V159ZM142 158V159H141ZM145 158H146V160H145ZM194 158V159H193ZM214 160H213V159ZM13 159H14V161H13ZM32 159V160H31ZM74 159V160H73ZM125 159V160H124ZM132 161V164H134V165H132L131 164V162H130V160ZM135 159V160H134ZM196 159V160H195ZM229 159V160H228ZM8 160V161H7ZM11 160V161H10ZM32 162H31V161ZM129 160V161H128ZM168 160H173V161H168ZM194 160V161H193ZM34 161V162H33ZM213 161V162H212ZM11 162V163H10ZM32 164H31V163ZM72 162V163H71ZM122 162V163H121ZM129 163L130 162V164L132 165H125L126 163ZM137 162V163H136ZM169 162V163H168ZM200 162V163H199ZM229 162V163H228ZM34 163V164H33ZM125 163V164H124ZM145 163V164H144ZM165 165H164V164ZM171 163H174L173 165L171 164ZM205 163V164H204ZM211 163H212V166H211ZM21 164V165H20ZM25 164V165H24ZM122 166H121V165ZM141 164V165H140ZM149 164V165H148ZM215 166H214V165ZM30 165H32V167H30ZM152 165V166H151ZM164 165V166H163ZM170 165L172 166V167H170ZM200 165V167H198ZM231 165V166H230ZM1 166H2V169H1ZM7 166V167H6ZM27 166V167H26ZM29 166V167H28ZM34 166H36V167H34ZM131 166V167H130ZM141 166V167H140ZM145 166V167H144ZM150 166H151V168H150ZM20 167V168H19ZM25 167V168H24ZM119 167H121L120 169H122V170H119ZM140 167V168H139ZM152 167H153V169H152ZM224 167V168H223ZM38 170V172H37V170ZM132 168V169H131ZM135 168L137 169V170H135ZM157 168V169H156ZM162 168H164V169H162ZM189 168H190V171H189ZM197 168H199V169H197ZM32 169H34V170H32ZM141 169H142V171H145V172H142L141 171ZM151 169V170H150ZM216 171H215V170ZM224 171H223V170ZM134 170V171H133ZM151 172H150V171ZM153 170V171H152ZM191 170L193 171L194 170V172H191ZM217 170H218V172H217ZM223 171V172H221V171ZM30 171H32L31 173H30ZM93 173V176L94 175H96V177H97V175H98V173H99V175H100V177H102L103 178V176L105 175H102V172H100V171H98L97 169H93V170H91ZM129 171V172H128ZM141 171V172H140ZM227 171V173L229 174V175H227V173L225 174V172ZM9 174H8V173ZM24 172H25V174H24ZM127 172H128V174H127ZM132 172V173H131ZM140 174H142V175H140ZM191 174H190V173ZM196 172V173H195ZM220 172V173H219ZM101 173V174H100ZM134 173H136V174H134ZM143 173H144V175H143ZM193 173V174H192ZM195 173V174H194ZM222 173H224V174H222ZM5 174H7V175H5ZM14 174V175H13ZM62 173H60V175H58V177L59 178H61L62 179V181L64 182V180H63V174L61 175ZM130 174V175H129ZM153 174V175H152ZM35 177H34V176ZM45 175H47V174H45ZM73 175L75 176L74 178L76 179V181H79V183H81V177L82 176H80L78 173H76V172H73ZM102 175V176H101ZM133 175H135L134 177V182H131V181H133ZM136 175H137V178H136ZM140 175V176H139ZM149 175L151 176V180H150V184L151 185H149V186H147V184H146V180H144V179H146L145 177L147 176V177H149ZM225 176V177H223V176ZM5 177V179H7L8 181L6 182V180L4 179V177ZM25 176L28 178V180H27V178H25ZM60 176H62V177H60ZM106 177H107V175H105ZM143 176H145L144 178H142ZM220 176V177H219ZM222 176V177H221ZM3 177V178H2ZM21 177H22V179H21ZM31 177V178H30ZM34 177V178H33ZM44 177H46V176H44ZM95 177V176H94ZM99 177V176H98ZM97 177V178H98ZM100 177L98 178V179H100ZM141 177V178H140ZM153 177H155V179L153 178ZM156 177H158V178H156ZM194 177V178H193ZM33 178V179H32ZM127 179L126 181H125V179ZM141 180H139V179ZM163 178V179H162ZM217 178H218V181L220 180V183L217 181ZM221 178V179H220ZM224 178V179H223ZM3 179V180H2ZM60 179V180H61ZM130 179H131V181H130ZM153 179V180H152ZM159 179H162V180H160V181H158ZM222 179H223V182H221L222 181ZM5 180V181H4ZM15 180V181H14ZM21 180H25L26 181V183H27V185L25 186L24 184H25V181H21ZM34 180H36V181H34ZM144 180V181H143ZM156 180H157V183H156ZM191 180H192V182H191ZM9 181L10 182H12V183H15L16 182V190L17 189H19V191L21 192V193H23L24 194V197H25V202L24 203H22V204H30L32 201H34V205L33 206H27L28 208H27V210L25 211V212H21V209H20V212L22 213V215H21V217L18 219L17 218V223H16V220H12V222H10L7 226H6V218H4L5 217V210H6V205L9 203V202H13V196H11L12 195V193H13V190L14 189H12L10 186H9ZM29 181V182H28ZM122 181H124V183L122 182ZM139 181V182H138ZM154 181V182H153ZM196 181V182H195ZM22 182H24V183H22ZM31 182V183H30ZM40 182V183H39ZM41 182H42V185H41ZM126 182V183H125ZM143 182V183H142ZM144 182H145V184H144ZM159 182V183H158ZM3 183V184H2ZM21 183V184H20ZM34 183V184H33ZM130 183L132 184V185H130ZM137 183V184H136ZM153 183V184H152ZM163 185H162V184ZM193 183H195V184H193ZM5 184V185H4ZM124 184V185H123ZM127 184V185H126ZM142 184V185H141ZM144 184V185H143ZM155 184L156 185H158V184H160V185H158V186H156L155 188H154V186H155ZM23 185L25 186L24 187V189H23ZM28 185H29V187H28ZM38 186L39 187V189H40V196L39 195H34V193H33V190L35 189L34 188V186ZM45 185V186H44ZM129 185V186H128ZM136 187H134V186ZM154 185V186H153ZM198 187H197V186ZM84 186V187H83ZM80 185V191H81V193L82 194H84V195H88L89 193H92L93 195L94 194H98V190H100V191H102V192H104V191H106L108 194H112V193H110L111 191H113V188H112V185H109L107 188H109V190L108 189H105V188H103L102 186L100 187V188H98V190H96L97 188H95V190H96V193L93 191V189L94 188H92V187H90L89 185L87 186V185ZM87 186V187H86ZM126 186V187H125ZM131 186V187H130ZM132 186H133V188H132ZM138 186H140V187H138ZM144 186V187H143ZM151 186V188H149ZM195 186V187H194ZM21 187V188H20ZM143 187V188H142ZM147 187V188H146ZM163 187V188H162ZM8 188V189H7ZM92 190H91V189ZM111 188H112V190H111ZM135 188V189H134ZM145 188H146V190H145ZM148 188L151 190L152 189V191H151V193L153 192V191H155V193L153 192L152 194L150 193V190H148ZM235 188V191L233 190ZM12 189V190H11ZM83 189H84V191H83ZM105 189V190H104ZM136 190V192L135 193H132V192H134V191H132V190ZM139 189V190H138ZM141 189V190H140ZM162 189V190H161ZM21 190H23V191H21ZM25 190H27V191H25ZM46 190V191H45ZM64 190H65V188H64ZM137 190H138V192H137ZM143 190H145L146 191V193H145V191H143ZM157 190V191H156ZM7 191V192H6ZM10 191H11V193H10ZM85 191H87V192H85ZM163 191V192H162ZM199 191V192H198ZM203 191V192H202ZM234 191V192H233ZM198 192V193H197ZM5 193L7 194V195H5ZM14 193H15V191H14ZM14 193H13V195H14ZM86 193V194H85ZM129 193H131V194H129ZM137 193L139 194V195H137ZM148 193V194H147ZM164 193V198H163V196H162V194ZM231 193H232V197H231ZM134 196H133V195ZM149 194H150V198H151V196H152V198H151V200H149L150 198H149ZM29 195V196H28ZM119 195V196H118ZM129 195H132L131 196V198L129 199ZM145 195H147V196H145ZM197 195V196H196ZM198 195H200V196H198ZM236 195V196H235ZM11 196V197H10ZM26 196H28V197H26ZM122 196H124V197H122ZM119 197V198H118ZM120 197H121V199H120ZM139 197V198H138ZM40 198V199H39ZM125 198V200H123ZM136 198V199H135ZM147 198H148V200H147ZM157 198H161V200H162V202H161V200L159 199V200H157ZM3 199L5 200V201H3ZM10 201H9V200ZM39 199V200H38ZM93 199H95V197H93L92 199H91V201H90V205H89V212H88V216H87V218H86V220H87V223H86V227H87V229L88 230H90L89 232L91 233V235H95V234H97L98 233V229H97V221H96V219H99V217H97V216H100V215H104L105 213L104 212H106V206H107V204H109L108 203V201H106V204L104 205V208L103 209H97L98 211H99V213L101 212V211H103V212H101L100 214L99 213H97V212H95V210H96V208L97 207H95L96 206V202H95V200H93ZM138 199V200H137ZM155 199H156V202H154L155 201ZM234 199V200H233ZM131 202H130V201ZM28 201V202H27ZM30 201V202H29ZM83 202V200H81V198L79 199V201H77L78 203L76 204L77 206H76V208L78 209V210H80L81 212L85 209V206H86V203H83L82 204V202ZM94 201V202H93ZM153 201V202H152ZM159 201V202H158ZM195 201H196V203H195ZM40 202V203H39ZM93 202V203H92ZM135 202V203H134ZM146 202V203H147ZM151 202V203H150ZM164 202V203H163ZM200 202V203H199ZM205 202V203H204ZM211 202V203H210ZM227 202V203H226ZM230 202V203H229ZM237 202V203H236ZM81 203V204H80ZM95 203V204H94ZM136 203H138L137 204V206H135L136 205ZM158 203H163L164 205H159ZM193 203H195V204H193ZM197 203H199V205H198V207L197 208H195L194 206H196V204ZM201 203H202V206H201ZM235 203V206L233 205H231V204H234ZM3 204V205H2ZM40 204H42V205H40ZM85 204V205H84ZM204 204H206V205H204ZM207 204H208V206H207ZM231 206V209H230V207L228 206ZM16 205H20V204H16ZM82 207H81V206ZM92 205L94 206V207H92ZM134 205V206H133ZM194 205V206H193ZM205 207H204V206ZM212 205V206H211ZM243 207H242V206ZM79 206V207H78ZM129 206V207H128ZM130 206H132L131 208H130ZM165 206V207H164ZM206 206L208 207V209H209V212H207L208 210L206 209ZM226 206H227V209H226ZM262 206L264 207V204H262ZM33 207H34V209H33ZM91 207V208H90ZM136 207H137V209H136ZM201 209H200V208ZM213 207V208H212ZM216 207V208H215ZM229 207V208H228ZM234 207V208H233ZM25 208V207H24ZM129 208V209H128ZM203 208V209H202ZM235 208H237L238 209V213H240V211H241V213L240 214H238L237 216H236V214L235 213H233L234 212V210H235ZM239 208H240V210H239ZM244 210H243V209ZM29 209V210H28ZM33 209V210H32ZM160 209H163V210H160ZM211 209V210H210ZM35 210V211H34ZM96 210V211H97ZM186 210V211H185ZM188 210V211H187ZM191 210H192V212H191ZM193 210H194V212H195V216L194 217H192L191 218V214L193 213ZM202 210V211H201ZM205 210V211H204ZM207 210V211H206ZM160 211V212H159ZM184 211V212H183ZM201 213H200V212ZM204 211V212H203ZM226 211V212H225ZM232 211V212H231ZM35 212V213H34ZM199 212V213H198ZM206 212V213H205ZM217 212V215L215 214ZM3 213V214H2ZM130 213L132 214V215H130ZM135 213V214H134ZM182 213V214H181ZM211 213L213 214V215H211ZM228 213L230 214V215H228ZM233 213V214H232ZM243 213V214H242ZM245 213V214H244ZM247 213H249V214H247ZM253 213V214H252ZM32 214L34 215L33 216V218L31 217L32 216ZM99 214V215H98ZM122 214H125V215H122ZM182 216H181V215ZM198 214H200V215H198ZM208 216H207V215ZM227 214V215H226ZM3 215V216H2ZM28 215H29V217H28ZM41 215V216H40ZM130 215V216H129ZM189 215V216H188ZM202 215H204V216H202ZM205 215H206V217H205ZM225 215H226V218H227V220L225 219ZM235 216V217H233V216ZM240 215V216H239ZM248 217H247V216ZM38 218H37V217ZM123 216H124V218H125V220L127 219V217H128V219L126 220V222L125 221H123ZM180 216V217H179ZM198 216H199V219H196V220H198V223H197V225H196V220H195V217L196 218H198ZM210 216H212V219H213V221H210V219H211V217ZM214 216V217H213ZM228 216H230V217H232V218H230V217H228ZM243 218H242V217ZM264 216V215H263ZM35 217H36V219H35ZM105 218H103V219H106L107 218V215H105L104 216ZM203 217H205L204 219H203ZM239 219H238V218ZM254 217V218H253ZM26 218H29V219H26ZM41 218V219H40ZM43 218V219H42ZM134 218V219H133ZM174 218V219H173ZM186 218V219H185ZM207 218H209V219H207ZM229 218V219H228ZM234 218H235V220H234ZM246 218H248V219H246ZM253 218V219H252ZM31 219L34 221V222H32L31 221ZM133 219V220H132ZM179 219V220H178ZM185 219V220H184ZM206 219L209 221H206ZM211 219V220H212ZM233 219V220H232ZM237 219V220H236ZM37 222H36V221ZM89 220V221H88ZM154 222H153V221ZM175 220V221H174ZM203 220V221H202ZM215 220V221H214ZM226 220V221H225ZM230 222H229V221ZM248 220H250V222H244V221H248ZM4 221V222H3ZM24 221V222H23ZM44 222V224H41L40 223V228H39V231H40V233L38 232H36V228H34V230H31V229H33V226H35V222H36V224L38 225L39 224V222ZM92 221H94V222H92ZM120 223H119V222ZM123 221V222H122ZM187 221V222H186ZM199 221L201 222V223H199ZM206 221V223L204 224V222ZM223 221H225V222H227V223H225V222H223ZM231 221L233 222V221H235V223L233 222V223H231ZM260 221H262V224H261V222ZM18 222H19V224H18ZM90 222V223H89ZM166 222V221H165ZM192 222H193V224H192ZM202 222H203V224H204V228H203V224H202ZM207 222H208V224H207ZM215 222V223H214ZM239 222V231L241 230V232H239V231H237V223ZM251 222L252 223H254V224H251ZM2 223V224H1ZM30 223H32V224H30ZM94 223V224H93ZM118 223H119V225H118ZM122 223V224H121ZM152 223V224H151ZM177 223H178V225L179 226H177ZM182 223H184V225L182 226L181 224ZM16 226H15V225ZM27 224H29V225H27ZM45 224H46V226H45ZM115 224H116V226H115ZM167 224V223H166ZM198 224H202V226L201 225H198ZM207 224V226L205 227V225ZM214 224V225H213ZM222 224V225H221ZM223 224H225V225H223ZM232 224V226H229V225H231ZM247 224V225H246ZM248 224H249V226H250V224H251V226L249 227L248 226ZM37 225L35 226V227H37ZM45 227H44V226ZM60 223H59V231H61V230H63L64 228L63 227H60ZM90 225V226H89ZM91 225H92V227H91ZM168 225V224H167ZM193 225V226H192ZM227 225V226H226ZM234 225H235V227H234ZM253 225V226H252ZM258 225H260V226H258ZM9 226V227H8ZM28 226V227H27ZM176 226V227H175ZM180 226L182 227V229L180 228ZM185 226V227H184ZM186 226H187V228H186ZM189 226V227H188ZM190 226H192V227H190ZM197 227V230H196V227ZM199 226H200V228H199ZM214 226H215V228H214ZM222 226V227H221ZM229 226V227H228ZM246 226H247V228H246ZM255 226V227H254ZM5 227H7V228H5ZM20 227V228H19ZM31 227V228H30ZM140 227H142V226H140ZM174 227H175V229H174ZM219 227H221V228H219ZM226 227V228H225ZM232 227H233V229H232ZM254 227V229H252V228ZM29 228H30V232L31 233H28L29 231H27V230H29ZM38 228V227H37ZM42 228H44V229H42ZM61 228V229H60ZM92 228V229H91ZM110 228H112V229H110ZM137 228L139 229V225H136V226H133V229L132 230H130L131 232H132V234H134V239H136V243H138L137 245H139V243H140V233L139 232H141V229L142 228H140V230H137ZM176 228L178 229V230H176ZM180 228V229H179ZM184 228H186V231H185V229ZM190 228V229H189ZM227 228H229V229H227ZM231 228V229H230ZM236 228V229H235ZM260 228V229H259ZM3 229V230H2ZM6 229V230H5ZM11 229V230H10ZM19 229V230H18ZM46 229V230H45ZM114 229H115V232H112V231H114ZM174 229V231H172ZM196 230V233H194V231ZM203 229H207L206 231L205 230H203ZM235 229V230H234ZM257 229V230H256ZM5 230V231H4ZM9 230V231H8ZM13 230V231H12ZM21 230H22V232H21ZM44 230V231H43ZM91 230H94V231H92L91 232ZM137 230V231H136ZM210 230H212V232L213 233H216V232H224V230L226 231V230H228L227 232H224V233H217V234H215L216 235V239L218 240H216L217 241V243H218V245H217V243H216V241H215V246H213V243H212V245L211 244H209V245H203L202 243L204 242V240H205V238H206V236H207V234L209 233V231ZM231 230L233 231V232H235V231H237L236 233H234L235 234V237H234V239H239V241H238V243L236 244V247H231V246H229V240H230V242H232L231 240H234V239H232L231 237H233L232 236V234H233V232L231 233ZM249 230L251 231V232H249ZM15 231V232H14ZM170 231H172V232H170ZM177 231V232H176ZM201 231V232H200ZM202 231H203V235L201 234L202 233ZM216 231V232H215ZM243 231H244V233L246 234V235H248L247 237H246V235L244 236L243 234H242V237H245V238H242V237H240V235L241 234H239V233H243ZM246 231V232H245ZM256 231H258L257 233H256ZM260 231V232H259ZM6 232V233H5ZM14 232V233H13ZM24 232V233H23ZM34 232H36V233H34ZM45 234H44V233ZM136 232V233H135ZM138 232V233H137ZM182 232H186V233H182ZM206 232V233H205ZM229 232V233H228ZM8 233V234H7ZM28 233V235H26ZM32 233H34V237L36 238V240H35V238H33V234ZM126 234H128L129 232H125ZM170 233V234H169ZM199 233V234H198ZM253 233H255V234H257L256 236H255V234H253ZM15 234V235H14ZM16 234H17V236H16ZM22 234H24V235H22ZM114 234V235H113ZM116 234V235H115ZM188 234V235H187ZM201 234V235H200ZM205 234V235H204ZM220 234V235H219ZM221 234H225L226 236H221ZM228 234H230L229 235V237H227L228 236ZM260 234V235H259ZM262 234V235H261ZM3 235V236H2ZM12 235H13V237H12ZM30 235H31V237H30ZM198 235L200 236L199 238H198ZM214 235V236H215ZM237 235V236H236ZM251 235H253L252 237H251V239H250V236ZM16 236V237H15ZM25 236H26V238H25ZM135 236H136V238H135ZM220 236V237H219ZM6 237V238H5ZM15 237V238H14ZM22 237H23V239H22ZM195 237V238H194ZM227 237V238H226ZM254 237V238H253ZM261 237V238H260ZM2 238H3V240L4 241H6L7 243H5L3 240H2ZM28 238V239H27ZM46 238V239H45ZM198 240H197V239ZM203 238V239H202ZM220 238V239H219ZM223 238H224V242H227V243H224L223 242ZM6 239V240H5ZM22 239V240H21ZM30 239V240H29ZM32 239V240H31ZM227 239H229V240H227ZM244 239V240H243ZM246 239H248V240H246ZM252 239H254V240H252ZM17 240V241H16ZM24 240H29L28 241V243L26 242V244H25V241ZM34 240H35V242H34ZM68 240V242H70L71 241V239H67ZM200 240V241H199ZM242 242H241V241ZM252 240V241H251ZM262 241V243H263V245H262V243H260L261 241ZM20 241H22L21 243H19ZM24 241V242H23ZM33 241V242H32ZM43 241V240H42ZM172 241V240H171ZM170 241V242H171ZM193 241V242H192ZM198 241V242H197ZM245 241V242H244ZM250 241V242H249ZM4 242V243H3ZM18 242V243H17ZM30 242V243H29ZM45 241H44V243H46ZM168 242V243H166V245H165V247H167L168 248V252H171L172 251V246H173V243L171 242ZM195 242V243H194ZM196 242H197V245H196ZM226 244L225 246H224V244ZM251 242H253V244H251ZM257 242V243H256ZM17 243V244H16ZM24 243V244H23ZM116 243V244H115ZM194 243V244H193ZM220 243H221V245H220ZM241 243V244H240ZM259 243V245L257 246V244ZM9 244V246H7ZM27 244L29 245V246H27ZM117 244V245H118ZM169 244H171V245H169ZM256 244V245H255ZM260 244H261V246H260ZM6 245V246H5ZM21 245V246H20ZM34 245V246H33ZM39 245V244H38ZM201 245V246H200ZM223 245V246H222ZM238 245V246H237ZM255 246V247H257L259 250H260V248L259 247H262L261 248V250L260 251H257L256 249H254L253 250V248H255V247H252V246ZM202 246H204V247H207V248H210L209 249V258L207 259V261L209 262H207V261H204V262H200L201 260H199V253H200V249H201V247ZM218 248H217V247ZM220 246V247H219ZM223 248H222V247ZM229 246V247H228ZM8 247H10V248H8ZM33 249V250H31L32 252H30V249ZM34 247V248H33ZM36 247V248H35ZM215 247V248H214ZM238 247V248H237ZM244 248V251H242V249H240V248ZM248 247V248H247ZM249 247H250V249H249ZM7 250H6V249ZM222 248V249H221ZM226 248V249H225ZM231 248H232V251H230L231 250ZM22 249H23V251H22ZM26 249H27V251L28 252H26L25 253V251H26ZM197 249V250H196ZM221 250L222 252H217V253H215L216 251L215 250ZM228 249H230V250H228ZM234 249V250H233ZM248 249H249V252H248ZM11 250V251H10ZM19 250V251H18ZM67 250V249H66ZM115 250V249H114ZM114 250H113V252H111V254H112V257H114V258H112V264H121L122 262H123V259L124 258H120V254L117 256V255H115L114 254ZM225 250H227V251H225ZM235 250H237L238 251V253H240V254H238ZM7 251H9V252H7ZM13 251V252H12ZM215 251V252H214ZM229 251V252H228ZM235 253H234V252ZM244 252V253H242V252ZM247 251V252H246ZM256 252V253H253V252ZM12 252V253H11ZM24 252V253H23ZM223 252H226L227 253V255L229 256V257H227L226 255H225V253H223ZM262 253V256H259L258 254H260V253ZM2 253V254H1ZM9 253H10V255L12 254V256H10L9 255ZM13 253H15V254H13ZM31 253V254H30ZM195 255V258H194V256H193V254ZM237 253V254H236ZM242 253V254H241ZM247 255H246V254ZM248 253H250V254H248ZM155 254H157V255H155ZM155 254H151V255H149V256H146V255H142V254H139V255H137V261L138 262H136V264H145L146 263V261H142V260H148V259H150V260H152L151 262H156L155 260L156 259H158V257H159V253L157 252V253H155ZM222 254H223V256H222ZM231 254H233V256L231 255ZM7 255V256H6ZM15 257H14V256ZM169 255L171 256V253L170 254H168V257H169ZM197 255V256H196ZM238 255V256H237ZM239 255H240V259H238V257H239ZM244 255V256H243ZM250 255V256H249ZM254 255V256H253ZM259 257H261L262 258V260L263 261H261V259L260 258H258V256ZM5 256V257H4ZM9 256V257H8ZM117 256V257H116ZM184 256H186V257H184ZM193 256V257H192ZM222 257V259H221V257ZM230 256H232V257H230ZM236 256H237V258H236ZM246 256H248V260H247V257ZM256 256V257H255ZM10 257H11V259H10ZM13 257V258H12ZM123 257V256H122ZM149 257V258H148ZM156 259H155V258ZM212 257H213V259H212ZM223 257H226V258H223ZM244 258V259H242V258ZM250 257H251V260L249 261V259H250ZM9 258V259H8ZM116 258V259H115ZM118 258H120L119 260H118ZM211 258V259H210ZM231 260H230V259ZM253 258L254 259H258V260H255V262L253 261ZM6 259V260H5ZM189 259V260H188ZM215 259V260H214ZM233 259V260H232ZM235 259V260H234ZM8 260V261H7ZM140 260V261H139ZM199 260V261H198ZM228 260V261H227ZM184 261H183V263H184ZM216 261V262H215ZM217 261H218V263H217ZM221 261H222V263H221ZM187 262V263H186ZM207 262V263H206ZM238 262V263H237ZM240 262V263H239ZM259 262V263H258Z\"/></svg>", "mask_w": 264, "mask_h": 264}]
</instances>
